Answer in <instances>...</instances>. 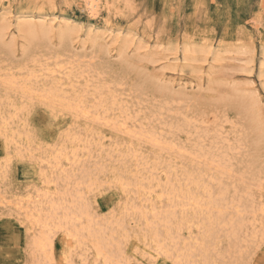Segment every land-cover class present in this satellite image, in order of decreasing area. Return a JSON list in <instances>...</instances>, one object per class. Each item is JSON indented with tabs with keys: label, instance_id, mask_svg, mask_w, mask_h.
I'll return each instance as SVG.
<instances>
[{
	"label": "rangeland",
	"instance_id": "rangeland-1",
	"mask_svg": "<svg viewBox=\"0 0 264 264\" xmlns=\"http://www.w3.org/2000/svg\"><path fill=\"white\" fill-rule=\"evenodd\" d=\"M84 1L85 0H0V14L1 15L4 14L5 16H7L6 18L8 19V21H10L9 23L12 26L10 28L12 30H10L8 37H6V43L7 44L11 43L10 40L12 38L16 39V46H15L16 58H14V59L10 58L9 54L6 53L7 51L0 49V69H3V70H0L1 71L0 77H4L2 79H5V77H7V76H9V77L14 76L15 77V78H13L14 80L17 79V77H18V79H21V78H23L22 76H24V78H25V76H27L28 72L31 71V70L27 71L26 69L30 68V69L34 70L36 74L39 75L37 77L42 78L40 80L39 79L37 80V77H36V79H34V83H36V81H37V83L34 86H35L36 90L38 88L39 89L37 90L38 94L35 91V93L37 95L34 93V96H32L33 101H30L27 98H22L19 91H13L15 89L19 90L18 86H16L15 89L10 90L11 92H9V89H6L7 90V92H6L5 88H3V86L0 87V96H1L0 99L3 98L5 100V101L3 99L0 100V103L3 104L2 109L4 108L3 111H2V109L0 111V118H1V116L5 117V115H7V113H10V115L14 118V119L12 118L11 125L13 123L14 124L12 125V127H9V129H10L9 132H7V134L3 133L6 136L0 135V138L2 139V140H0V195H1L0 203L2 204V206L0 204V264H29V262H30V264H35L32 262L33 261L31 258L32 252L29 251V248L27 245L28 237L32 233L30 232V234H29V232L25 226L26 224L24 221V214L20 213V211L16 210V208L13 207L16 203H18L17 201H23V200L27 199L28 196H30V194H31L30 197L32 198V201L34 202L38 199H41L42 193H45L48 191H49V193H52V192L55 193V192L67 189V192H69L72 189V191L74 193V190H73L74 189L73 188L74 183L76 184V181H78L79 177H81L82 175H84L88 171H90V172H88L89 177L87 180L90 181V183H91V181H93L92 182L93 184H90L89 186L86 185L87 188L90 187V191H88L89 188L86 189V186H84V185H83L84 187H82V185H81V188L80 189L78 188V190H80L79 196H78V201H80L79 198H81L83 196V194H84V197L81 199L82 204L86 200L90 201V202L89 201L85 202L86 203L85 206L88 209V212L90 213L91 219L94 220V228H96V227L98 228L99 226L105 228V227H107L108 224L110 225V227H109V225L107 227L108 230L106 232V236L109 237V239L111 238V236L113 234L115 236L113 235V237L110 240V244H111L112 248L110 247L108 249H109V251L111 250V253L116 257V259L120 260V264H127V263H129V264H173L172 259L170 257H168L164 252L157 251V249H159V247H158V244H156V243L162 242L163 238H164V240L166 239V236L164 233L165 227H166L165 221L163 220L164 218L163 219L161 218L158 220V221H160L161 224H164L163 226L160 227L161 224H159V222L156 226L157 228L153 227V226L152 227H149V226L151 224L153 225V223L155 221L152 218V216H154L155 212L160 213L161 210H162L161 212H163V209L167 210L166 208H168V207L170 208V206L172 205L167 200V198H168L167 195H168V192L170 191V188L174 187L175 190H177V191L181 190L180 191L181 193H185V191H187L188 186H189L188 190L197 197L198 206L197 205L193 206V204H191L190 206L194 207L192 210L195 211V212H192L191 211L192 207L188 206L189 208L186 207L183 209L182 208L179 209V207H178V209H179L178 210L175 205H172L171 208L174 207V209L177 212L175 218L171 219L172 226H173L172 232L178 233V230H177L178 227L175 228L174 226L179 225L180 229H181V233L182 232L183 233L182 234L180 233V236H179L180 242H179V240L176 241L177 244H175L176 242H170V240H167V244H165V242L163 241L162 243H164V249H169V248L174 249L175 245L177 247H179L178 249H192L193 252H192V254H190L188 260H192L191 262L193 264H217V263L218 264H239V263H243V264H264V232H263L264 231V227H263L264 226V223H263L264 222V213H263L264 212V205H262V204H264L263 203V201H264V77L261 76L260 73L258 72L259 68H260L259 66L261 65L262 62H264V0H108V2H109L108 7H110L111 12L109 14H107L106 11L102 10L103 12H102L101 16H99L98 19H95V20L87 18L86 13L83 11L84 5H85ZM22 14H29V15L32 14L33 16L42 15L44 17H47L48 20H53L54 21L53 24L56 26L59 22L67 19L66 21L70 22L72 25L76 26L77 28H80V30H81L80 31V38L78 40H76L74 42V44L72 45V47L74 48V50L72 48V52L74 54H76V52L81 51V52H78V54L82 53V54H79V56L81 57V61H82V62L80 61L79 63H81V64L83 63V66L88 64V66L94 68L95 71L93 69H90L89 73L84 74L85 75V76H83L84 80H81V79H83L82 74H81L82 71L80 72V69L77 66L71 67L68 64L69 60H68V57L66 55H65L66 56L65 57V56H62L60 54L61 58L63 59L62 60L63 62H61L60 57L56 58L57 59L56 60L55 57L53 56V52L57 51L56 48H58V40L53 38V42H52L53 45H51L52 48L44 46L43 48H41V50H39L37 52V55L41 56L42 60L43 59L46 60V61L43 60L45 63L48 62L47 64H49V62H50L51 65L50 64L49 65L52 66L51 69L49 68V66H46V69H48V70L45 71V69H44L45 67L40 69L41 68V67H39V66H41L40 63H39L40 65L38 64L37 66H35L33 63H28L26 65L27 67L25 69H23V72H24V70L27 72L21 73L22 70L20 71V69H18V68H23L24 64H25V63H23L24 59H23L22 48L26 45V42L22 38V36L21 37L19 36V34H17L14 37H11V36L16 34L15 27H14L16 17L18 18ZM55 21H57V22L55 23ZM105 22L109 23L111 30H112V33H109V32L105 33V32H107L104 29V23ZM90 28H92V29H90ZM88 29L93 31L96 34H98L97 33V30H98L99 34H103V36L106 37L104 39L105 41L102 40L103 39V37H102V39H100L99 42L102 41V42H100V45H101V47L103 46L102 49L106 50V51H102V53L107 52V53H105L107 55V57L105 54L102 55V53L96 55L95 52L97 50L95 49V47H93V43L87 37L88 36L87 32H89ZM104 33H105V35H104ZM84 35H87V36H84ZM124 40L125 41L129 40V43L127 44V47H125V48H124V43H125ZM80 42H82V43H80ZM80 44L81 45L83 44V45L81 46ZM45 47H46V50H48L49 52L45 50ZM187 47L190 48L189 50H191V48H192L193 51L196 50L199 53V54L197 53L198 56L194 55V54L192 55L196 58V60L194 61L195 63L192 61H190V63L188 61H185V62L181 61L184 57V51H185L184 49ZM91 50H93V51H91ZM43 51H45V52H43ZM205 51H206V53L208 52L206 55L204 54ZM83 52H84L85 57L83 56ZM91 52L94 53L95 55L94 54L90 55ZM46 53L49 56H52L53 58L46 56ZM2 54H3V56H2ZM39 54H43V55H39ZM78 54H77V56H78ZM86 54H88V55L86 56ZM200 54H202V55L200 56ZM218 55L220 57H218ZM45 56H46V58H45ZM92 57H94V60ZM65 58L67 59V61ZM214 58H216L215 61H214ZM17 59H19L18 62H16ZM217 59H218V61H216ZM14 60H16V61H14ZM2 62H4V63H2ZM86 62H87V64H86ZM93 62H94V64H93ZM191 62H192V65H196L195 68H194V66L190 65ZM5 63L7 66L5 65ZM11 63H13V64H11ZM3 65L6 67V69ZM68 65H69V67L66 68ZM58 66H59V68H58ZM7 67H9V68L11 67L12 69L11 68L9 69ZM37 68H39V69H37ZM49 69H50V71H49ZM41 70H43V71H41ZM65 70H67L69 73ZM195 70H197V71H195ZM16 71H18V72L20 71V72L16 73ZM47 71L51 72V74H53V77ZM72 71H73V73H72ZM198 71H201V72L198 74ZM207 72H209V74H207ZM12 73L13 74L15 73V75H13ZM203 73H206V74H203ZM40 74H42V75H40ZM68 74L69 75L71 74L72 78ZM90 74H93V75H90ZM67 75H68V77H67ZM86 75H88V76H86ZM100 75L103 77L101 78ZM44 76L47 77V79H45ZM63 76L67 77V78H64ZM9 77H7V78H9ZM73 77H76L77 81ZM48 78H50V79H48ZM55 78L56 79L58 78V79L56 80ZM60 79H61V81H60ZM90 79H92L93 81ZM180 79H182V80H180ZM66 80H67V83L70 80H72V82L70 81L68 83L69 88H68V85L67 86L65 85L66 82H64V81H66ZM78 80H80V81H78ZM2 81L4 82V80H2ZM2 81L0 80V83H2ZM42 81H44L43 84H42ZM55 81L57 84L54 83ZM62 82L64 85L58 84V83H62ZM87 82L92 83V84L91 83L88 84V85L91 84V87L84 88V89L85 90L92 89V90H90V91L88 90L89 92L88 91L84 92L83 91L84 89H82V88L86 87ZM71 83H72V85H71ZM73 83L75 86L73 85ZM52 84L55 87L57 86L58 89H59V87L64 88V89L60 88L59 90L61 92L62 91L68 92L70 95L67 93L65 94V92L64 93L62 92L63 95L64 94H65V96L68 95V98H71V96H72V98L73 97L80 98L81 96H83L82 92H84L85 96H83L81 98H82V100H87V101H85V106L88 109L90 107V108L94 109V111H96L95 107L99 104V103H97V100H98V102H100L99 99H101V98H103L101 100L105 101L106 104H104L103 107H100L101 109H99L98 111H96V112L92 111L91 114L88 113L90 115L93 114L94 116L93 115L90 116L88 114H87L88 116L87 115L84 116L81 112H78L75 110H73L75 112H71L72 109H70V108L68 109L67 104H63V105L61 104V106H59L60 104L57 102L54 103L56 105H53L52 102L51 103L49 102L50 104L48 102H43V100L40 99V97L42 96L41 90L43 89L44 86L52 85ZM76 84L80 85L82 88L80 86H77ZM0 85H2V84H0ZM94 85H96V86H94ZM101 85H103V87H104V90L103 89L101 90V96L103 95V97L98 95L97 91L95 90V89L101 88L102 87ZM72 86H74V87H72ZM117 86H118V88H117ZM92 87H95V88H92ZM70 88H73V89H70ZM68 89H69V91H68ZM106 89L108 91L113 89V90H111L113 92L112 93H111V91L108 92ZM70 90H71V92H73V94L70 93ZM2 91H3V93H2ZM95 91H96V93H95ZM74 92L76 93L77 96L75 95ZM18 93L20 95H18ZM85 93H87V95ZM78 94H80V96ZM92 94H94V96H91ZM110 94H113V95L115 94L116 99H118V100H116L117 103H116V101L112 100ZM15 95H16V97H15ZM96 95H98V96H96ZM106 95L108 98L105 97ZM35 97H37V98L35 99ZM7 98H9V99H7ZM83 98H85V99H83ZM105 98L106 99L110 98V99L106 100ZM130 98H131V100H130ZM91 99L93 100V102H91L92 101ZM250 99H254L255 104L256 105L259 104V106H256L255 104L253 105L254 101H252ZM12 100H13V103H12ZM95 100H96V102H95ZM138 100L140 102H137ZM1 101H3V103ZM35 101H37V102H35ZM107 101H109V102L107 103ZM257 101L259 103H257ZM14 102H15V104H14ZM157 102H158V104H157ZM174 102L175 103L177 102V104L175 105ZM11 103H12V105H11ZM45 103L49 104V105H46ZM121 103H122V105L120 106ZM250 103H252L251 106H250ZM26 104H27V106H30V108L27 107ZM112 104L116 108H113ZM17 105H19V106H17ZM23 105L26 108H24V110L20 111V109L23 107ZM44 105H46V108L44 107ZM252 105H253V107H252ZM53 106H54V108H53ZM58 106H59V108H58ZM62 106H67L64 108L68 109L69 111L64 109ZM108 106H109V108H107ZM110 106H112V107H110ZM119 107H123V108H119ZM257 107H259V108L261 107L262 109L258 108V112H257V109H255ZM18 108H20V109L18 110ZM174 108H176V109H174ZM6 109H8V110H6ZM13 110H15V111H13ZM52 110H54L55 112L54 111H53L54 113L51 112ZM91 110L89 109V111H91ZM123 110L125 111V114H124ZM128 110H130V111H128ZM241 110L243 113L241 112ZM259 110H262V111L259 113ZM16 111H18V113H21V114L20 115L16 114ZM29 111H31V113ZM100 111H102L101 114H103L101 116H104V114H105V117H107L108 119L105 117H102V119L104 118L102 121V119H100L101 116L98 114V112H100ZM103 111H105V113ZM107 111H108L109 115L107 114ZM112 111H114L115 113L113 114ZM254 112H255V114H254ZM57 113H59V114H57ZM75 113H76V116H75ZM78 113H80L78 116L81 115L80 117L84 118V119L80 118L78 120V116H77ZM135 113H137V116ZM139 113H142V114L139 115ZM256 113H258V114H256ZM13 114H14V116H13ZM69 114H72L71 116H73V117H70ZM157 114H159V115H157ZM178 114H179V116H177ZM181 114H182L183 118L181 117ZM198 114H199V116H198ZM15 115H18L19 117L20 116L21 117L18 118V117H15ZM121 115H123V116L126 115L128 117H126V116L123 117ZM156 115H157V117H156ZM215 115H216V117H215ZM23 116H24V118H23ZM74 116H75V118H74ZM116 116L120 118V121L118 118H116ZM110 117L112 119H110ZM130 117H132L131 121H130ZM151 117L153 119L150 120ZM159 117H161V118H159ZM184 117H185V119H184ZM73 118H74V120H73ZM126 118H128L127 119L128 121H126ZM135 118L137 119V121ZM216 118H218V119H216ZM261 119H262V122H261V126H260L258 124V122ZM14 120L16 121V124H15ZM100 120H101V122H100ZM186 120H188V121H186ZM194 120H196V123ZM200 120L201 121L203 120L204 123L201 122ZM248 120H249V122H247ZM88 121H91V122H88ZM95 121L96 122L98 121V122L96 123ZM124 121H126L125 122L126 125L121 124ZM132 121H133V123H132ZM226 121H227V123H225ZM110 122L114 123V124L116 123L115 127H117L119 131L116 130L117 128H115L113 126L114 124L112 125ZM119 122H120V124H119ZM185 122H187L188 124ZM192 122H194V123H192ZM246 122H247V124H246ZM107 123H109V125ZM202 123L204 125H202ZM214 123H215V126H214ZM117 124L122 125V126L120 127ZM137 124H139V125H137ZM191 124H192V126H191ZM210 124H211V126H210ZM22 125H24V127ZM166 125L170 128L167 129ZM86 126L90 130L86 129ZM88 126H90V127H88ZM142 126H144V127H142ZM218 126L220 128L222 127L223 131H221L222 128L220 129ZM235 126H237V127H235ZM18 127H19V129H18ZM21 127H23V128H21ZM137 127L139 129H141L140 131H142V130H145V131L139 132ZM207 127H208V129H207ZM216 127L218 129H216ZM0 128H3V126L0 125ZM121 128H123V129H121ZM124 128H126V129H124ZM133 128H134V131H133ZM197 128H199V129H197ZM193 129H194V132L192 131ZM195 129H197L199 131L196 132ZM238 129H239V131H238ZM25 130H26V132H25ZM125 130H126V132H125ZM12 131H13V133H12ZM22 131H23V133H22ZM73 131H76V132H73ZM132 131H133V133L135 131H137L135 133L140 135L141 137H143V140L140 136H139V138L137 136H135L136 135L135 133H134L135 135H133ZM163 131L164 132L166 131V132L164 133ZM205 131L207 133H205ZM215 131L219 132L218 135ZM78 132L80 134H78ZM130 132H131V134H128ZM167 132H168V134L170 133L171 135L170 134L168 135ZM184 132H186V133H184ZM72 133H73V136H70V135H72ZM84 133L85 134L87 133V134L85 135ZM96 133H97L98 137H97ZM119 133H121V134H119ZM141 133L143 134V136ZM148 133L156 134L157 138H159L162 142L166 141L169 144H170V142L174 143V144H172L174 147L172 146L171 150L166 149V151H162V153H160L161 154L160 155L158 149L156 147L154 148V146H152L150 143H148L147 138H146L148 136L147 135ZM18 134L20 135L21 138L18 137ZM64 134H65V136H64ZM93 134H94V136H93ZM194 134L195 135L197 134L198 136H193ZM220 134H222L223 136ZM81 135H83V136H81ZM87 135L89 136V139H90V136H93V137H91L92 140L93 139L96 140V137L98 140H96L95 142H93L94 140L89 141ZM187 135H189V137ZM10 136H13L14 140L16 139L17 142L15 141V143H14V141L10 140ZM25 136H27L29 139L27 140V137H25ZM68 136H70V137H68ZM103 136H104V138H106V140H103L104 139ZM131 136H132V138L130 139ZM219 136H221V137H219ZM234 136H236V137H234ZM63 137H65V139ZM135 137L137 139H135ZM161 137H162V139H161ZM201 137H202V139H201ZM227 137H229V139ZM247 137H249V138H247ZM6 138L8 139V141L6 140ZM22 138L23 139L26 138V139L22 140ZM67 138H68V140L71 138L70 141H68ZM78 138L79 139L81 138V140L77 141ZM145 138H146L147 142L144 141ZM11 139H12V137H11ZM132 139H135V140H132ZM214 139H215V142L213 141ZM238 139H239V141H238ZM60 140H61V142L62 141L63 142L61 143ZM71 140H72V142H71ZM136 140H139L140 142L136 141ZM200 140H203V142ZM221 140H222V142H221ZM224 140H226V141L224 142ZM4 141H6L7 143ZM100 141L101 142L103 141L104 143L102 142V143H100L101 145H98V143ZM250 141H251V143H250ZM11 142H13V143L11 144ZM20 142L21 143L23 142L26 145V147L23 143L21 144ZM79 142L81 143L80 144L81 147H78L76 145ZM84 142L85 143L87 142V144H85ZM129 142L131 143L132 147H130L131 145H129L130 144ZM132 142H133V144H132ZM193 142L196 144L194 145ZM209 142H210V144H209ZM71 143L73 146L74 145L75 146L73 147L71 145ZM167 143H166V145H167ZM202 143H205V144L200 145ZM225 143H228L230 145H227ZM27 144L29 145V147L31 149L29 147H27L28 146ZM40 144L42 145V147ZM61 144H63V145L61 146ZM92 144H97V145H92ZM11 145H12V147H11ZM65 145H66V147L69 145L68 148L65 149L64 148ZM126 145H128L129 147ZM175 145H176V147H175ZM5 146L6 147L8 146V147L5 148ZM19 146H21V148ZM39 146L41 149L38 148ZM98 146H100V147H98ZM101 146H102V148H101ZM207 146L209 147L208 148L209 151L206 149ZM9 147H10V149H9ZM43 147H44V149H42ZM82 147L85 148L84 151L85 150L88 151V149L91 148L88 151V152L91 151L90 154L87 151H85V153L87 155L85 153L82 154V152H83L81 150ZM87 147H88V149H86ZM93 147L95 150L93 149ZM168 147L170 148V146H168ZM3 148H5V149H3ZM15 148L18 150H16ZM53 148H54V150H52ZM69 148H70V150H69ZM71 148H73V149H71ZM79 148H80V150H79ZM133 148L135 151L133 150ZM175 148H179V151L182 152L183 154L177 153L178 150H176ZM238 148L242 152L237 151V150H239ZM19 149L21 150V152L17 153L19 151ZM28 149L31 152L30 154H28L29 153ZM45 149H46V151H45ZM57 149L62 154L59 155V151ZM74 149H75V151L78 150V151H76L77 153L75 152L76 154L74 153ZM172 149L173 150L175 149L174 151H177V152H173ZM200 149L203 153L202 152L200 153ZM214 149H216V150H214ZM92 150H94L95 152ZM101 150H102V152H101ZM169 150H170V152H168ZM233 150L236 152H234ZM6 151H9V152L6 153ZM36 151H38L39 153L38 152L34 153ZM51 151L55 154V156H54V154H52ZM97 151L99 153L96 155ZM136 151L140 154L138 155V153ZM63 152L66 155H63ZM71 152H73L75 154V156L76 155L77 156L74 157V154ZM100 152H101V155H99ZM106 152H107V155H109V156H106ZM114 152L115 153L118 152L120 154H118V153L115 154ZM130 152L132 154H130ZM229 152L230 153L233 152V153H231L233 155V157ZM45 153H48V154H45ZM68 153L70 154V156ZM188 153L193 155V158L195 160H193L192 158H189V157H191V155ZM26 154H28V155H26ZM133 154H137V155H133ZM176 154H178L177 156H179L180 158L177 157ZM185 154L187 156H185ZM224 154H225V156L223 157ZM6 155L8 156V158ZM50 155L53 157V159L50 158L51 157ZM56 155H57V157H56ZM61 155H63V156H61ZM72 155L74 158H71ZM125 155H127L126 158H125ZM142 155H143V158H142ZM28 156H29V158H28ZM42 156H44V158ZM67 156H69V157H67ZM86 156H88V157H86ZM97 156H98L99 160H98ZM134 156L138 159H136ZM204 156H206V157L203 158ZM21 157H22V159H21ZM46 157H47V159L49 158V160L50 159H52V160L48 161L46 159ZM54 157H56V160H54L55 159ZM77 157H78V160H77ZM109 157H110V159H109ZM129 157H131V158H129ZM200 157H202V159H199ZM57 158L59 160L62 159L64 161V163L62 162V160L59 161ZM68 158H69V161H68ZM79 158H81V160H80L81 162L79 161ZM83 158H86V159L88 158L87 162L85 159L86 163H84ZM132 158L133 159L135 158L137 161L133 160ZM140 158H142V160H140ZM222 158H224V159L226 158V159L224 160ZM33 159L35 160V162ZM94 159L95 160L97 159L98 161L95 162ZM151 159H152V161H151ZM210 159L211 160L215 159L212 161V163L216 166H214L212 163H211V167L209 166L210 165L209 161L211 162ZM41 160H42V162H41ZM71 160L75 161L76 164L77 163H80V164H77L75 167V165H73L74 164L73 161H72L73 164L72 165L70 164ZM131 160H133V161H131ZM45 161L48 164V166H47V164H44ZM65 161H68L69 165ZM156 161H158L159 163H156ZM199 161H200V163H199ZM203 161L205 162V164L206 163L207 164L205 165ZM10 162H12V163L10 164ZM54 162L55 163L57 162V163L54 164ZM153 162H155L156 164L155 163L153 164ZM189 162H190V164H189ZM224 162L227 163V166ZM50 163L52 164V166L56 165L52 169L55 171L53 173H52V171H50L52 168V166L50 167ZM60 163H61V165H60ZM101 163H102V165H101ZM104 163L106 165H104ZM116 163H117V165H116ZM197 163H198V165L199 164L200 165L198 166ZM216 163H218V164H216ZM98 164L100 166L99 168L97 167ZM145 164L150 165V166L149 165L147 166V167H149V169L146 167ZM2 165L3 166L7 165V166H6V168H4ZM57 165L60 166L58 171H57ZM140 165H141L142 169H140L141 168ZM158 165H160V166H158ZM230 165H232V166H230ZM73 166H74V168H73ZM104 166H105V168H103ZM180 166H181V168H180ZM203 166L206 169L203 168ZM221 166L224 168L221 169L222 168ZM67 167L70 168L71 170L67 169ZM81 167H83V168H81ZM154 167L157 169H154L153 174H152L151 172H152V169ZM215 167H218V168H215ZM3 168H4V170L6 169L7 171L5 170L3 172ZM55 168H56V170H55ZM86 168H87V170H86ZM102 168L104 171L102 170ZM108 168H110V169L108 170ZM133 168H135V169H133ZM184 168L187 170L185 171ZM209 168H210V170H208ZM229 168H231L233 170V173H232V170L230 172L228 171ZM136 169H138L137 172H136ZM150 169H151V172H150ZM44 170H46V171H44ZM75 170H77V172ZM59 171H61V172L65 171L68 173H65V174L62 173L61 174V172H60V174H58ZM110 171H112V172L110 173ZM127 171H130V172H127ZM140 171H142V172H140ZM157 171H159V172L161 171V172L158 173ZM174 171H176V172H174ZM222 171H223V173L225 172L224 173L225 177L223 176ZM45 172H46V174H45ZM47 172H49V173H47ZM72 172H74V173H72ZM132 173H134L133 174L134 176H131ZM138 173L140 176L138 175ZM147 173L150 175L152 174V176H150V175L147 176ZM208 173H210V174H208ZM217 173L219 174V176ZM251 173H253V174H251ZM52 174H54V175H52ZM73 174H75V175L73 176ZM170 174H172V179L170 177L171 176ZM189 174L192 177V179L197 181L195 183V185L191 184V186H190L188 184V181L186 180L185 176H187ZM220 174H221V178H220ZM226 174L227 175L229 174L231 179H229V177ZM234 174H236V175L234 176ZM66 175H68L71 178L70 179L71 181L69 180V182H71V184H69L71 187H69V185H68V182H67L68 176L66 177ZM176 175H177L178 179H176ZM40 176L44 179V181H45V179H47L45 181L46 183L43 181V183H45V186L43 183H40L43 180V179H41ZM50 176H54V177H52V179H51ZM56 176H57V178H55ZM59 176H60V178H59ZM104 176H106V177H104ZM143 176L145 177L144 179H142ZM209 176L211 177L210 180H209ZM47 177H49V178H47ZM64 177H66V182H67L68 186H66V182H64L65 181ZM111 177H113L114 179H112ZM132 177H133V179H132ZM167 177H168V179H167ZM200 177H202V179L199 180ZM204 177H206V178H204ZM89 178H91V179L89 180ZM107 178H108L109 182H105V180L107 181ZM240 178L244 179L245 181L240 180ZM58 179L61 181H59ZM119 179H121V180H119ZM146 179L148 180L149 186H148V183H143V182H147V181H144ZM234 179H236L237 181L236 180L234 181ZM50 180L54 181V183L55 182H57V183L56 184L53 183L54 184V186H53L52 183H49ZM212 180L214 183L212 182ZM216 180L218 181L217 183H216ZM220 180H221V182L219 183ZM122 181L125 184V185H123L124 187L121 185ZM128 181H129V183L127 185H129V187H126L127 186L126 183ZM155 181H159L160 183L155 182ZM240 181H242V182L240 183ZM154 182H155V185L157 183H159V185L157 184L156 185L157 187H156L154 185ZM173 182L174 183L176 182V183L174 184ZM252 182H253V184H252ZM258 182L259 183L261 182L260 183L261 187L258 189V192H257V188L259 187V184L257 185L256 183H258ZM102 183H103V186L101 185ZM104 183H106V184H104ZM117 183H120V184L117 185ZM151 183H152V187L150 186ZM205 183H207V184H205ZM218 183L221 184V186L218 185ZM46 184H48V185H46ZM98 184H99V186L101 185V187H99ZM109 184H110V186H109ZM173 184H174V186H173ZM178 184H179V186H178ZM135 185H137V187L139 186L140 188L139 187L135 188ZM92 186L93 187L95 186L96 189L95 188L91 189ZM97 186H98V188H97ZM141 186H142V189H141ZM143 186H144V188H147L146 190L148 192L145 189H143ZM153 186H155L156 189ZM67 187H69V188H67ZM203 187H205V188H203ZM121 188H123V189H121ZM134 188L140 189L142 191L144 190V191L142 192V191L138 190V192H139L138 193ZM161 188H163L164 190ZM208 188H210V189L204 190V189H208ZM34 189L36 191H34ZM149 189H152V190L155 189L154 192L156 193V195H154L155 193L153 191H150ZM260 189H261L262 193L260 192ZM78 190H77V192H78ZM85 190H86V192H85ZM91 190H92V192H91ZM95 190L96 191L99 190V191L94 193ZM128 190H129V192H128ZM200 190L205 191V194L203 192H201ZM39 191H43V192H41L39 194ZM72 191H70L69 193H71ZM87 191L89 192V194ZM130 191L133 192L132 193L133 195H131ZM145 191H146V194H143V193H145ZM149 191L151 194L149 193ZM141 192H142L143 196H145V198H143ZM207 192H209V193H207ZM233 192H235V193H233ZM256 192L259 194H257ZM80 193H82V194L80 195ZM124 193H126V194H124ZM158 193H159V195L157 197ZM137 194H138V196H137ZM140 194H141L142 198L140 197ZM147 194L150 195V197H148ZM163 194H164V196H163ZM208 194H210V196ZM219 194L220 195L224 194L225 197L221 196L222 197L221 198ZM239 194H242V195H239ZM244 194L247 196H245ZM260 194H262V195H260ZM215 195H217V198H215L216 197ZM218 195H219V197H218ZM255 195H258V196H255ZM34 196H36V198ZM160 196L161 197L163 196V198L164 197H166V198H164V200H163V198H161ZM259 196H261V197H259ZM93 197H95V198H93ZM146 197H147V199L149 198L148 201L150 203L146 200ZM199 197H200V201H198ZM207 197L210 198V201ZM4 198H5V200H4ZM20 198L21 199L23 198V199L21 200ZM202 198L204 199L203 200L204 202L201 201ZM230 198L232 200L231 203H230ZM261 198H263V199L261 200ZM135 199L137 200V202ZM7 200H8V202H7ZM132 200H134V202H133L134 204L132 203ZM238 200H239L240 207H241V205L244 204V202L247 201L249 207L247 209L248 211L246 212V214H249L251 216L250 219H252L253 215H254L255 219L253 218V220H250L249 215H246L245 220L248 222V225L245 222L246 226H244V228L241 229L242 231L240 230L238 232V235L235 236V232L238 229L237 226L239 223V219L236 218V216H235V215H237L236 210L240 209L239 205L237 204ZM92 201H94V202H92ZM223 201L226 202L227 205L224 204ZM233 201L236 203H234ZM259 201H260V203H259ZM146 202H148L147 206H146ZM129 203H132V205L129 206L130 205ZM141 203H143V204L141 205ZM251 203L253 204V207L251 206ZM7 204L9 206H7ZM10 204H11V206H10ZM135 204H137V205H135ZM150 204H152L151 207H153V209L155 208L156 210L152 209V211H151ZM210 204H212V205H210ZM230 204H231L232 208L228 206ZM125 205H127L128 208L129 207L135 208V206H136V209H133L136 211V213H135V211L132 210V208L131 209L126 208L127 206L125 207ZM164 205L166 207H164ZM207 205H209V206H207ZM199 206H200V210L198 209ZM206 206H207V209H206ZM215 206H216V208H214ZM142 207L145 210V214L148 215V216H146L147 219H145V216H144L145 214L143 213L144 210L142 209ZM211 207H212V210L213 209L215 210V212H214V210L211 211V209H210ZM250 207H252V208H250ZM124 208H126V209H124ZM140 209H141V211H143L142 213H140L141 212ZM184 209H186L185 210V211H187L186 213H185ZM216 209H219L218 211L220 212V214H218V212H216ZM224 209H225V211H227V213H225ZM250 209H252L253 211ZM123 210L124 211L126 210V211L123 212ZM207 210H209V211H207ZM240 210H242V208ZM131 211H132V214L130 213ZM257 211H259V212H257ZM147 212H148V214H147ZM200 212H201V214H200ZM133 213L135 215H133ZM191 213H194V215H196L195 218H194V215ZM259 213H261V214H259ZM91 214L94 215V218ZM111 214H113V215L111 216ZM127 214H130V215L128 216ZM178 214H180V216H182L181 219H179L180 216ZM207 214H210V215L212 214L211 215L212 219L210 218V215H207ZM19 215L23 216V217H20ZM114 215H115V218H114ZM120 215H121V218H119ZM122 215H125V216H122ZM149 215H150V218H149ZM99 216H100V219H99ZM106 216H107V218H106ZM108 216H110V218H108ZM116 216H117V219H116ZM133 216H134V218H133ZM140 216H141V218L143 216V218L141 219ZM198 216H199V218H198ZM200 216H201V218H200ZM206 216H207V218H206ZM221 216H222V218H221ZM230 216L232 219H229ZM260 216H261V218H260ZM136 218H137V220H136ZM112 219H114V220H112ZM127 219H128V221H127ZM214 219H215V221H214ZM95 220H100V222L99 221L95 222ZM109 220H111L112 222L110 221L111 223H109ZM115 220H117V221H115ZM138 220H140L139 223H138ZM207 220H209V222ZM210 220H211V222H210ZM230 220H234V221L231 222ZM146 221H148L151 224L149 225V223H146ZM161 221H163V222H161ZM201 222H204L203 228H202ZM251 222L253 224L250 227ZM181 223H183V224H181ZM216 223H218V224H216ZM96 224H98V225H96ZM114 224L117 227L115 226V228H113ZM144 224L149 225L148 226V229H149L148 232H147V228H145V226L147 227V225H144ZM229 224H230V228L227 229V227H229ZM188 225H192V227L188 226ZM198 225H199V227H201V229L198 227ZM221 225H222V227L224 226L226 229L223 227L224 228V230H223L221 228ZM196 227L199 229H195ZM211 227H213L214 229H212ZM253 227H254V229H253ZM154 228H155V231H154ZM186 228L190 231H187ZM162 229H164V231H161ZM193 229H195L196 231ZM117 230H119V231H117ZM156 230H157V233H155ZM158 230H160V232ZM258 230H260V231H258ZM26 231L28 232V234ZM197 231H199V232L197 233ZM254 231L258 232V233L255 234ZM108 233H109V235H107ZM124 233H127V234L125 235ZM154 233H155V235H154ZM199 233H201V234H199ZM226 233L229 235H227ZM262 233H263V235H262ZM58 234H60V235L58 236ZM156 234H158V235H157V238H154L155 239L154 240L153 236L155 237ZM206 234H207V236H206ZM163 235H164V237H162ZM192 235L194 236V238ZM233 236H235V237H233ZM251 236L253 239L251 238ZM135 237H137V238H135ZM186 237H189V238H186ZM190 238H191V242H190ZM220 238H222V239H220ZM245 238H248L247 239L248 241ZM151 239H153V241ZM201 239H202V243H201ZM227 239H228V241H227ZM193 240L194 241L196 240L195 243L198 242V245L200 247L201 246L202 247L199 248V246L197 244H196L197 247H196L195 243L192 244V242H194ZM258 240H260V241H258ZM155 241H157V242H155ZM215 241H217V242H215ZM54 242H55V250H54V253H55V255H54L55 261L54 262H55V264H104V259L103 258H97V256H95L96 253L93 250V248L90 246V244H87L86 246H80V247L77 246V247H75V249L73 248V250H72V247H70V245L67 246L63 243L61 232L55 233ZM225 242H226V244H225ZM244 242H246V243H244ZM153 243H155L157 247ZM123 244H125V245H123ZM256 245H258V246H256ZM149 246H150V248H149ZM181 246H183L184 248ZM152 247H153V249H152ZM177 247H175V248H177ZM117 248L118 249L120 248V249L118 250ZM197 248H199V249H197ZM202 249H204V251H202ZM252 249L254 250V252L251 251ZM242 250L244 251V253ZM73 251H75V252H73ZM238 251H240V252H238ZM249 251H251V252H249ZM69 252H70V254H69ZM76 252H78V253L76 254ZM205 252H207V253H205ZM187 254H189V253H186V255ZM239 254H241V255L239 256ZM177 255H178V253L174 252V256H177ZM216 255H218V256L215 257ZM233 255H235V256H233ZM167 257H168V259H167ZM230 257H231V259H230ZM150 258H152V259H150ZM201 258H202V261H201ZM194 259H196V260L194 261ZM69 261H71L72 263H68ZM185 262H187V260H185ZM181 264H183V263H181Z\"/></svg>",
	"mask_w": 264,
	"mask_h": 264
},
{
	"label": "bare ground",
	"instance_id": "bare-ground-1",
	"mask_svg": "<svg viewBox=\"0 0 264 264\" xmlns=\"http://www.w3.org/2000/svg\"><path fill=\"white\" fill-rule=\"evenodd\" d=\"M84 3H85V5H84V9H83V11L86 13V16H87V18H90V19H93V20H95V19H98V17L99 16H101V14H102V12L103 11H106V13L107 14H109L110 12H111V10H110V7H108V5H109V2H108V0H85L84 1ZM103 10V11H102ZM1 15V14H0ZM7 16H5L4 14L3 15H1L0 16V49L1 50H4V51H7L6 53L7 54H9V57L10 58H16V56H15V52H16V50H15V46H16V39L15 38H12L10 41H11V43H9V44H7L6 43V37H8V35H9V32H10V30H12V29H10L12 26L10 25V21H8V19L6 18ZM58 18V17H57ZM55 20V19H54ZM62 20V19H61ZM60 20V21H61ZM64 20V19H63ZM67 20V19H66ZM66 20H64V21H61V22H59L58 24H57V26L56 25H54L53 24V20H48L47 19V17H44V16H42V15H38V16H33L32 14L31 15H29V14H22V15H20L18 18L16 17V21H15V25H14V27H15V31H16V34H14V35H12L11 37H14V36H16L17 34H19V36L21 37L22 36V38L25 40V42H26V45L22 48V53H23V63H25L24 64V67L23 68H18V69H20V71L22 70V72L21 73H24V72H27V71H29V70H31V71H29L28 72V74H27V76H25V78H24V76H22L23 78H21V79H18V77H17V79H13V78H15L14 76H7V77H9V78H7V77H5V79H2V78H4V77H0V80L2 81V80H4V82L2 81V83H0V84H2V85H0V87L1 86H3V88H5V90L6 89H9V92H11L10 90H12V89H15L16 88V86H18V88H19V90H13V91H19L20 92V94H21V97L22 98H27V99H29L30 101H33L32 100V96H34V93H35V91L37 92V90L39 89H37L36 90V88H35V84L37 83V81H36V83H34V79H36V77L37 76H39L38 74H36L35 73V71L34 70H32V69H30V68H27L26 70L27 71H25L24 70V72H23V69H25L27 66V64L28 63H33L35 66H37L39 63L41 64V66H39V67H41L40 69H42V68H44L45 69V71L46 70H48V69H46V66H49V68L51 69V67L52 66H50L51 64H50V62H49V64H47V63H45L44 61H46V60H42L41 58V56H38L37 55V52L39 51V50H41V48H43L44 46H47V47H51V45H53L52 44V42H53V38H55V39H57L58 40V48H56L57 49V51H54L53 52V56L55 57V59L56 58H61V56H60V54L62 55V56H67L68 57V60H69V65L72 67V66H77L79 69H80V72H81V74H82V77L83 76H85L84 74H87V73H89L90 71V69H93L94 71H95V69L94 68H92V67H89L88 66V64H87V62H86V64L87 65H85V66H83V63L81 64V63H79L80 61H81V57L79 56V54H82V53H79L78 54V52H81V51H78V52H76V54H74L73 52H72V45L74 44V42L76 41V40H78L79 38H80V28H77L76 26H74V25H72L70 22H68V21H66ZM57 21H55V23H56ZM90 29H92V28H90ZM104 29L107 31V32H105V33H112V30H111V27H110V25H109V23L108 22H105L104 23ZM89 30V29H88ZM14 31V32H15ZM96 31V30H95ZM13 32V31H12ZM120 32V31H119ZM82 33V32H81ZM97 33L98 34H96V33H94L93 31H91V30H89V32H87V35H84V36H87L88 37V39L89 40H91V42L93 43V47H95V49L97 50L95 53H96V55L97 54H100V53H102V51H106L105 49H102V47H101V45H100V42H102V41H100L99 42V40L100 39H102V37H103V41H105L104 39L106 38V37H104L103 36V34H99V32H98V30H97ZM105 33H104V35H105ZM11 35V34H10ZM86 37V38H87ZM85 38V39H86ZM108 38V37H107ZM82 39V38H81ZM80 39V40H81ZM116 39V38H115ZM114 39V40H115ZM83 41V40H82ZM85 42V41H84ZM83 42V43H84ZM115 42V41H114ZM113 42V43H114ZM117 42V41H116ZM124 48L125 47H127V44L129 43V40H124ZM80 43H82V42H80ZM86 43V42H85ZM81 45V44H80ZM83 45V44H82ZM81 45V46H82ZM110 46V45H109ZM78 47V46H77ZM52 48V47H51ZM94 49V50H95ZM190 48L189 47H187V48H185L184 50V57H183V59L181 60L182 62L184 61H188L189 63H190V61H192V62H194L195 60H196V58L194 57V56H192L193 54L194 55H197V51L196 50H192V48H191V50H189ZM45 50H46V47H45ZM73 50H74V48H73ZM209 50V49H208ZM207 50V51H208ZM46 51H48V50H46ZM91 51H93V50H91ZM203 51V50H202ZM201 51V52H202ZM210 51V50H209ZM208 51V52H209ZM41 52V51H40ZM43 52H45V51H43ZM49 52V51H48ZM200 52V53H201ZM207 52V53H208ZM55 53V54H54ZM105 53H107V52H104V53H102V55H104ZM206 53V51H205V55L207 54ZM77 54H78V56H77ZM89 54V53H88ZM88 54H86V56L88 55ZM91 54H94V53H90V55ZM199 54V53H198ZM39 55H43V54H39ZM52 55V54H51ZM95 55V54H94ZM106 55V54H105ZM202 54H200V56H201ZM2 56H3V54H2ZM46 56H49L47 53H46ZM46 56H45V58H46ZM65 56V57H66ZM83 56H84V52H83ZM198 56V55H197ZM49 57H52V56H49ZM85 57V56H84ZM106 57H107V55H106ZM105 57V58H106ZM215 57V56H214ZM218 57H220L219 55H218ZM2 58V57H1ZM53 58V57H52ZM93 58V60H94V57H92ZM104 58V59H105ZM201 58V57H200ZM54 59V60H55ZM66 59V58H65ZM84 59V58H83ZM86 59V58H85ZM177 59V58H176ZM215 59L216 58H214V61H215ZM220 59V58H219ZM12 60V59H11ZM50 60V59H49ZM57 60V59H56ZM63 59L61 58V62H63L62 61ZM96 60V59H95ZM14 61H16V60H14ZM19 61V59H17V61L16 62H18ZM21 61V60H20ZM43 61V62H42ZM48 61V60H47ZM52 61V60H51ZM66 61H67V59H66ZM202 61V60H201ZM216 61H218V59L216 60ZM82 62V61H81ZM109 62V61H108ZM192 62H191V64L190 65H192ZM2 63H4V62H2ZM52 63V62H51ZM65 63V62H64ZM67 63V62H66ZM195 63V62H194ZM199 63V62H198ZM11 64H13V63H11ZM39 64V65H40ZM63 64V63H62ZM93 64H94V62H93ZM100 64V63H99ZM188 64V63H187ZM5 65H6V63H5ZM22 65V64H21ZM56 65V64H55ZM61 65V64H60ZM59 65V66H60ZM69 65L66 67V68H68L69 67ZM4 66V65H3ZM7 66V65H6ZM18 66V65H17ZM32 66V65H31ZM57 66V65H56ZM59 66H58V68H59ZM64 66V65H63ZM91 66V65H90ZM192 66H194V68H195V66L196 65H192ZM5 67V66H4ZM260 68H259V73H260V75L261 76H263L264 77V62H262L261 63V65L259 66ZM7 68H9V67H7ZM11 68V67H10ZM9 68V69H10ZM33 68V67H32ZM36 68V67H35ZM48 68V67H47ZM54 68V67H53ZM52 68V69H53ZM57 68V69H58ZM65 68V67H64ZM84 68V69H83ZM5 69H6V67H5ZM8 69V70H9ZM12 69V68H11ZM37 69H39V68H37ZM50 69H49V71H50ZM197 69V68H196ZM210 69V68H209ZM0 70H3V69H0ZM16 70V69H15ZM56 70V69H55ZM73 70V69H72ZM77 70V69H76ZM212 70V69H211ZM210 70V71H211ZM7 71V70H6ZM11 71V70H10ZM13 71V70H12ZM19 71V72H20ZM41 71H43V70H41ZM49 71H47V72H49ZM53 71V70H52ZM65 71H67V70H65ZM70 71V70H69ZM75 71V70H74ZM195 71H197V70H195ZM208 71V70H207ZM1 72V71H0ZM18 71H16V73H17ZM18 72V73H19ZM46 72V73H47ZM56 72V71H55ZM68 72V71H67ZM79 72V71H78ZM201 71H198V74L200 73ZM4 73V72H3ZM8 73V72H7ZM38 73V72H37ZM42 73V72H41ZM45 73V74H46ZM50 74H51V72H49ZM53 73V72H52ZM60 73V72H59ZM69 73V72H68ZM71 73V72H70ZM72 73H73V71H72ZM71 73V74H72ZM13 74V73H12ZM36 74V75H35ZM58 74V73H57ZM66 74V73H65ZM71 74L69 75L71 78H72V76H71ZM95 74V73H94ZM196 74V73H195ZM203 74H206V73H203ZM207 74H209V72H207ZM4 75V74H3ZM7 75V74H6ZM5 75V76H6ZM11 75V74H10ZM13 75H15V73L13 74ZM40 75H42V74H40ZM52 75V77H53V74H51ZM62 75V74H61ZM68 75H67V77H68ZM90 75H93V74H90ZM17 76V75H16ZM19 76V75H18ZM55 76V75H54ZM66 76V75H65ZM86 76H88V75H86ZM101 76V75H100ZM61 77V76H60ZM64 77V76H63ZM67 77H64V78H67ZM78 77V76H77ZM81 77V76H80ZM103 76H101V78H102ZM7 78V79H6ZM12 78V79H11ZM44 78L45 79H47V77H45L44 76ZM51 78V77H50ZM50 78H48V79H50ZM59 78V77H58ZM57 78V79H58ZM75 80H76V77H73ZM40 80V79H42V78H40V77H37V80ZM54 79V78H53ZM56 79V78H55ZM56 79V80H57ZM44 80V79H43ZM68 80V79H67ZM67 80L66 81H64V82H66L67 83ZM73 80V79H72ZM72 80H70L71 82H72ZM81 80H84V77H83V79H81ZM90 80H92V79H90ZM96 80V79H95ZM103 80V79H102ZM180 80H182V79H180ZM45 81V80H44ZM44 81H42V84H43V82ZM60 81H61V79H60ZM63 81V80H62ZM69 81V82H70ZM77 81V80H76ZM78 81H80V80H78ZM93 81V80H92ZM68 82V83H69ZM41 83V82H40ZM46 83V82H45ZM54 83H56V81L54 82ZM65 83V85L67 86L68 85V83L66 84ZM80 83V82H79ZM89 83H91V82H87L86 83V87H81L80 85H78V84H76L77 86H80L82 89H84V88H89V87H91V84L90 85H88ZM104 83V82H103ZM41 84V85H42ZM47 84V83H46ZM57 84V83H56ZM58 84H63V82L62 83H58ZM96 84V83H95ZM64 85V84H63ZM71 85H72V83H71ZM70 85V86H71ZM73 85H74V83H73ZM85 85V84H84ZM97 85V84H96ZM96 85H94V86H96ZM113 85V84H112ZM38 86V85H37ZM59 86V85H58ZM75 86V85H74ZM74 86H72V87H74ZM93 86V85H92ZM99 86V85H98ZM97 86V87H98ZM102 87H103V85H101ZM107 86V85H106ZM111 86V85H110ZM116 86V85H115ZM119 86V85H118ZM118 86H117V88H118ZM165 86V85H164ZM163 86V87H164ZM65 87V86H64ZM79 87V88H80ZM99 88V89H95L96 91H97V94L98 95H100L101 96V90L103 89L104 90V87L103 88ZM60 88H62V87H59V89ZM68 88H69V85H68ZM92 88H95V87H92ZM58 88H57V86L55 87L53 84L52 85H46V86H44L43 87V89L41 90L42 91V96L40 97V99H42L43 100V102H52V104L53 105H56V104H54V103H59L60 105L59 106H61V104L63 105V104H67V106H68V109L70 108V109H72V111L71 112H75V111H78V112H81L84 116L85 115H87L88 113H90L91 114V112L92 111H94V109H92V108H90L89 107V109L91 110V111H89V109L85 106V101H87V100H82V98L81 97H83V96H85L84 95V92L86 91H88V90H83L84 92H82V94H83V96H81L80 98H76V97H73L72 98V96H71V98H68V95L67 96H65V94L67 93V94H69L68 92H65V94L63 95L62 94V92L59 90ZM62 89H64V88H62ZM67 89V88H66ZM70 89H73V88H70ZM110 89V88H109ZM90 90H92V89H90ZM89 90V91H90ZM107 90V89H106ZM111 90H113V89H111ZM110 90V91H111ZM40 91V92H41ZM68 91H69V89H68ZM88 91V92H89ZM96 91H95V93H96ZM108 91V90H107ZM110 91H108V92H110ZM6 92H7V90H6ZM63 92V93H64ZM76 92V91H75ZM74 92V93H75ZM113 91H111V93H112ZM2 93H3V91H2ZM70 93H72L73 94V92H71V90H70ZM91 93V92H90ZM11 94V93H10ZM16 94V93H15ZM19 93H18V95H20ZM36 94V93H35ZM37 94H38V92H37ZM36 94V95H37ZM86 95H87V93H85ZM108 94V93H107ZM116 94V93H115ZM115 94L113 95V94H110V96H111V98H112V100L113 101H116V100H118V99H116V96H115ZM119 94V93H118ZM13 95V94H12ZM70 95V94H69ZM75 95H76V93H75ZM79 96H80V94H78ZM98 95H96V96H98ZM77 96V95H76ZM91 96H94V94H92ZM95 96V97H96ZM1 97V96H0ZM9 97V96H8ZM15 97H16V95H15ZM94 97V98H95ZM101 97H103V95L101 96ZM105 97H107V95L105 96ZM37 97H35V99H36ZM92 98V97H91ZM98 98V97H97ZM108 98V97H107ZM121 98V97H120ZM3 99V98H2ZM2 99H0V100H2ZM7 99H9V98H7ZM12 99V98H11ZM19 99V98H18ZM34 99V98H33ZM34 99V100H35ZM83 99H85V98H83ZM87 99V98H86ZM101 99H103V98H101ZM101 99H99L100 100V102H98V100H97V103H99L96 107H95V109H96V111H98L99 109H101L100 107H103V105L104 104H106V102L105 101H103V100H101ZM106 99V98H105ZM110 99V98H109ZM109 99H106V100H109ZM128 99V98H127ZM4 100V99H3ZM14 100V99H13ZM13 100H12V103H13ZM22 100V99H21ZM39 100V99H38ZM92 100V99H91ZM96 100H95V102H96ZM130 100H131V98H130ZM141 100V99H140ZM250 100H252V101H254V99H250ZM249 100V101H250ZM257 100V99H256ZM5 101V100H4ZM8 101V100H7ZM122 101V100H121ZM174 101V100H173ZM2 103H3V101H1ZM9 102V101H8ZM23 102V101H22ZM35 102H37V101H35ZM42 102V101H41ZM42 102V103H43ZM91 102H93V100L91 101ZM94 102V103H95ZM109 101H107V103H108ZM123 102V101H122ZM137 102H140L139 100L137 101ZM12 103H11V105H12ZM29 103V102H28ZM40 103V102H39ZM49 103V104H50ZM116 103H117V101H116ZM124 103V102H123ZM175 103V102H174ZM253 103V102H252ZM252 103H250V106H251V104ZM257 103H259L258 101H257ZM6 104V103H5ZM14 104H15V102H14ZM46 104V103H45ZM49 104H46V105H49ZM111 104V103H110ZM109 104V105H110ZM114 104V103H113ZM112 104V106H113V108H116V107H114V105ZM125 104V103H124ZM157 104H158V102H157ZM177 104V102L175 103V105ZM255 104V101H254V103H253V105ZM2 105L3 104H1L0 103V111H1V109H2ZM42 105V104H41ZM46 105H44V107L46 108ZM58 105V104H57ZM94 105V104H93ZM92 105V106H93ZM122 105V103L120 104V106ZM139 105V104H138ZM253 105H252V107H253ZM256 105V104H255ZM17 106H19V105H17ZM26 106H27V104H26ZM59 106H58V108H59ZM67 106H62L63 108L64 107H67ZM88 106V105H87ZM106 106V105H105ZM112 106H110V107H112ZM140 106V105H139ZM256 106H259V104H257ZM9 107V106H8ZM27 107H29L30 108V106H27ZM57 107V106H56ZM156 107V106H155ZM10 108V107H9ZM21 108V107H20ZM20 108H18V110L20 109ZM23 108V109H22ZM21 109H20V111H22V110H24V108H26V107H24V105H23V107H22ZM28 108V109H29ZM53 108H54V106H53ZM62 108V109H63ZM107 108H109V106L107 107ZM119 108H123V107H119ZM173 108V107H172ZM258 108L259 107H257V108H255V109H257V112H258ZM261 108V107H260ZM259 108V109H260ZM4 109V108H3ZM3 109H2V111H3ZM15 109V108H14ZM57 109V108H56ZM64 109H66V108H64ZM68 109H66L67 111H69ZM128 109V108H127ZM139 109V108H138ZM171 109V108H170ZM174 109H176V108H174ZM254 109V108H253ZM262 109V108H261ZM6 110H8V109H6ZM73 110H75V111H73ZM104 110V109H103ZM13 111H15V110H13ZM54 110H52L51 112H53ZM62 111V110H61ZM96 111H94V112H96ZM118 111V110H117ZM122 111V110H121ZM124 111V110H123ZM128 111H130V110H128ZM262 110H259V113L261 112ZM30 113H31V111H29ZM55 112V111H54ZM53 112V113H54ZM93 112V113H94ZM101 112L102 111H100V112H98V114L101 116V115H103V114H101ZM104 113H105V111H103ZM113 112V114L115 113L114 111H112ZM141 112V111H140ZM241 112H242V110H241ZM70 113V112H69ZM77 113V112H76ZM76 113H75V116H76ZM119 113V112H118ZM122 113V112H121ZM134 113V112H133ZM144 113V112H143ZM176 113V112H175ZM179 113V112H178ZM243 113V112H242ZM16 114H21V113H18V111H16ZM57 114H59V113H57ZM61 114V113H60ZM80 113H78L77 114V116L79 115ZM90 114H88V115H90ZM107 114H108V111H107ZM123 114V113H122ZM124 114H125V111H124ZM136 114V116H137V113H135ZM140 114H142V113H139V115ZM172 114V113H171ZM254 114H255V112H254ZM256 114H258V113H256ZM5 115V114H4ZM70 115V117H73V116H71L72 114H69ZM87 115V116H88ZM93 115V114H92ZM92 115H90V116H92ZM109 115V114H108ZM127 115V114H126ZM126 115H124V116H126ZM157 115H159V114H157ZM157 115H156V117H157ZM242 115V114H241ZM13 116H14V114H13ZM75 116H74V118H75ZM81 116V115H80ZM80 116H78V120L81 118ZM86 116V117H87ZM94 116V115H93ZM111 116V115H110ZM121 116H123V115H121ZM123 116V117H124ZM135 116V117H136ZM152 116V115H151ZM177 116H179V114L177 115ZM198 116H199V114H198ZM202 116V115H201ZM205 116V115H204ZM213 116V115H212ZM3 117V118H2ZM15 117H18V118H20L18 115H15ZM43 117V116H42ZM83 117V116H82ZM102 117H105V114H104V116H101V118L100 119H102ZM126 117H128V116H126ZM162 117V116H161ZM161 117H159V118H161ZM165 117V116H164ZM181 117L183 118V116H182V114H181ZM197 117V116H196ZM215 117H216V115H215ZM12 116L10 115V113H7V115H5V117L4 116H1V120H0V125L1 126H3V128H0V135H2V136H6V135H4V134H7V132H9V127H12V125L14 124H12L11 125V122H12ZM23 118H24V116H23ZM74 118H73V120H74ZM105 118H107V117H105ZM114 118V117H113ZM116 118H118L119 119V121H120V118L119 117H117L116 116ZM115 118V119H116ZM132 117H130V121L132 120L131 119ZM137 118V117H136ZM135 118V119H136ZM192 118V117H191ZM214 118V117H213ZM222 118V117H221ZM220 118V119H221ZM260 118V117H259ZM262 118V117H261ZM14 119V118H13ZM17 119V118H16ZM22 119V118H21ZM81 119H84V118H81ZM86 119V118H85ZM90 119V118H89ZM104 119V118H103ZM103 119H102V121H103ZM108 119V118H107ZM110 119H112L111 117H110ZM117 119V120H118ZM128 118H126V121H128L127 120ZM138 119V118H137ZM137 119H136V121H137ZM151 119H153L152 117L150 118V120ZM184 119H185V117H184ZM196 119V118H195ZM215 119V118H214ZM213 119V120H214ZM216 119H218V118H216ZM252 119V118H251ZM250 119V120H251ZM123 120V119H122ZM121 120V121H122ZM177 120V119H176ZM189 120V119H188ZM188 120H186V121H188ZM193 120V119H192ZM15 121V120H14ZM20 121V120H19ZM77 121V120H76ZM94 121V120H93ZM113 121V120H112ZM126 121H124L123 123H121V124H123V125H126L125 124V122ZM129 121V122H130ZM135 121V122H136ZM191 121V120H190ZM195 121V123H196V120H194ZM201 121V120H200ZM199 121V122H200ZM231 121V120H230ZM259 121V120H258ZM88 122H91V121H88ZM87 122V123H88ZM96 122V121H95ZM98 122V121H97ZM96 122V123H97ZM100 122H101V120H100ZM201 122H203V120L201 121ZM200 122V123H201ZM207 122V121H206ZM219 122V121H218ZM232 122V121H231ZM247 122H249V120L247 121ZM247 122H246V124H247ZM251 122V121H250ZM253 122V121H252ZM261 122H262V119L258 122V124L261 126ZM77 123V122H76ZM86 123V124H87ZM93 123V122H92ZM111 123V122H110ZM128 123V122H127ZM132 123H133V121H132ZM159 123V122H158ZM185 123H187V122H185ZM192 123H194V122H192ZM198 123V122H197ZM204 123V122H203ZM202 123V125H204ZM209 123V122H208ZM216 123V122H215ZM215 123H214V126H215ZM224 123V122H223ZM225 123H227V121L225 122ZM233 123V122H232ZM244 123V122H243ZM15 124H16V121H15ZM23 124V123H22ZM74 124V123H73ZM108 125H109V123H107ZM106 124V125H107ZM112 125L114 124V123H111ZM116 124V123H115ZM115 124L113 125L114 127H115ZM119 124H120V122H119ZM119 124H117L118 126H122V125H119ZM140 124V123H139ZM139 124H137V125H139ZM188 124V123H187ZM221 124V123H220ZM234 124V123H233ZM232 124V125H233ZM241 124V123H240ZM11 125V126H10ZM25 125V124H24ZM24 125H22L23 127H24ZM107 125V126H108ZM201 125V124H200ZM201 125V126H202ZM111 126V125H110ZM112 126V127H113ZM161 126V125H160ZM167 126V125H166ZM165 126V127H166ZM191 126H192V124H191ZM197 126V125H196ZM210 126H211V124H210ZM209 126V127H210ZM213 126V127H214ZM259 126V127H260ZM23 127H21V128H23ZM88 127H90V126H88ZM119 127V128H120ZM128 127V126H127ZM142 127H144V126H142ZM164 127V128H165ZM204 127V126H203ZM219 127V126H218ZM235 127H237V126H235ZM73 128V127H72ZM92 128V127H91ZM115 128H117V127H115ZM135 128V127H134ZM134 128H133V131H134ZM138 128V127H137ZM170 127H168L167 126V129H169ZM211 128V127H210ZM220 128V127H219ZM222 128V127H221ZM220 128V129H221ZM2 129V130H1ZM18 129H19V127H18ZM27 129V128H26ZM79 129V128H78ZM86 129H89V128H87V126H86ZM85 129V130H86ZM121 129H123V128H121ZM124 129H126V128H124ZM145 129V128H144ZM188 129V128H187ZM197 129H199V128H197ZM197 129H195L196 130V132H198L199 130H197ZM207 129H208V127H207ZM216 129H218L217 127H216ZM13 130V129H12ZM16 130V129H15ZM90 130V129H89ZM116 130H118V128L116 129ZM128 130V129H127ZM138 130H139V132H142V131H145V130H142V131H140L141 129H139L138 128ZM189 130V129H188ZM212 130V129H211ZM262 130V129H261ZM88 131V130H87ZM119 131V130H118ZM133 131H132V133H133ZM162 131V130H161ZM167 131V130H166ZM165 131V132H166ZM172 131V130H171ZM193 132H194V129L192 130ZM203 131V130H202ZM201 131V132H202ZM221 131H223V128H222V130ZM238 131H239V129H238ZM250 131V130H249ZM17 132V131H16ZM25 132H26V130H25ZM69 132V131H68ZM73 132H76V131H73ZM92 132V131H91ZM125 132H126V130H125ZM129 132V131H128ZM135 132H137V131H135ZM134 132V133H135ZM160 132V131H159ZM164 132V131H163ZM164 132V133H165ZM210 132V131H209ZM216 132V131H215ZM4 133V134H3ZM12 133H13V131H12ZM19 133V132H18ZM22 133H23V131H22ZM71 133V132H70ZM95 133V132H94ZM133 133V135H135ZM161 133V132H160ZM179 133V132H178ZM184 133H186V132H184ZM205 133H207L206 131H205ZM217 133V135H218V133L219 132H216ZM240 133V132H239ZM11 134V133H10ZM69 134V133H68ZM67 134V135H68ZM78 134H80L79 132H78ZM77 134V135H78ZM85 134V133H84ZM87 134V133H86ZM85 134V135H86ZM119 134H121V133H119ZM128 134H131V132L130 133H128ZM140 134V133H139ZM142 134V133H141ZM167 134H168V132H167ZM170 134V133H169ZM168 134V135H169ZM9 135V134H8ZM31 135V134H30ZM96 135H97V133H96ZM146 135V134H145ZM144 135V136H145ZM148 136L146 137L147 138V141H148V143H150L152 146H154V148L156 147L157 149H158V151H159V154L160 153H162V151H166V149H170L171 150V147L173 146L172 144H174V143H171L170 142V144L169 143H167L166 141V143H167V145L168 146H170V148L166 145V143L164 142H162L159 138H157V136H156V134H154V133H148L147 134ZM163 135V134H162ZM171 135V134H170ZM173 135V134H172ZM201 135V134H200ZM204 135V134H203ZM210 135V134H209ZM220 135H222V134H220ZM242 135V134H241ZM64 136H65V134H64ZM70 136H73V133H72V135H70ZM70 136H68V137H70ZM81 136H83V135H81ZM88 136V135H87ZM93 136H94V134H93ZM93 136H90V139H89V136H88V139H89V141L90 140H92L91 139V137H93ZM126 136V135H125ZM135 136H137L138 138H139V136L140 135H138V134H136ZM142 136H143V134H142ZM159 136V135H158ZM188 137H189V135H187ZM193 136H198L197 134L195 135H193ZM208 136V135H207ZM223 136V135H222ZM226 136V135H225ZM248 136V135H247ZM8 137V136H7ZM11 137H12V139H11ZM18 137H20V135L18 134ZM17 137V138H18ZM25 137H27V136H25ZM97 137H98V135H97ZM97 137H96V140H98L97 139ZM100 137V136H99ZM102 137V136H101ZM141 137V136H140ZM168 137V136H167ZM171 137V136H170ZM192 137V136H191ZM219 137H221V136H219ZM234 137H236V136H234ZM233 137V138H234ZM4 138V137H3ZM21 138V137H20ZM64 139H65V137H63ZM73 138V137H72ZM82 138V137H81ZM81 138L79 139L78 138V140L77 141H80L81 140ZM103 138H104V136H103ZM132 138V136L130 137V139ZM142 138V140H143V137H141ZM146 138H145V140L144 141H146ZM198 138V137H197ZM228 139H229V137H227ZM247 138H249V137H247ZM26 139V138H25ZM25 139H23L22 138V140H25ZM29 138L27 137V140H28ZM62 139V138H61ZM71 139V138H70ZM70 139L68 140V138H67V140L68 141H70ZM87 139V138H86ZM102 139V138H101ZM135 139H137L136 137H135ZM135 139H132V140H135ZM161 139H162V137H161ZM191 139V138H190ZM196 139V138H195ZM200 139V138H199ZM201 139H202V137H201ZM204 139V138H203ZM212 139V138H211ZM0 140H2L1 138H0ZM6 140L8 141V139L6 138ZM10 140H12V141H14V143H15V141H16V139L14 140V137L13 136H10ZM9 140V141H10ZM19 140V139H18ZM84 140V139H83ZM82 140V141H83ZM94 140V141H93ZM92 141L93 142H95L96 140L95 139H93ZM103 140H106V138H104ZM173 140V139H172ZM171 140V141H172ZM223 140V139H222ZM222 140H221V142H222ZM66 141V140H65ZM67 141V142H68ZM81 141V142H82ZM86 141V140H85ZM131 141V140H130ZM136 141H139V140H136ZM146 141V142H147ZM200 141H202L203 142V140H200ZM205 141V140H204ZM214 142H215V139L213 140ZM226 140H224V142H225ZM238 141H239V139H238ZM4 142H6V141H4ZM3 142V143H4ZM17 142V141H16ZM24 142V141H23ZM22 142V143H23ZM60 142H61V140H60ZM63 142V141H62ZM61 142V143H62ZM71 142H72V140H71ZM103 142V141H102ZM101 141L98 143V145H101L100 143H102ZM140 142V141H139ZM169 142V141H168ZM178 142V141H177ZM176 142V143H177ZM190 142V141H189ZM7 143V142H6ZM10 143V142H9ZM13 142H11V144H12ZM21 143V142H20ZM21 143V144H22ZM65 143V142H64ZM85 143V142H84ZM89 143V142H88ZM104 143V142H103ZM130 143V142H129ZM192 143V142H191ZM213 143V142H212ZM217 143V142H216ZM230 143V142H229ZM232 143V142H231ZM250 143H251V141H250ZM19 144V143H18ZM24 144V143H23ZM70 144V143H69ZM79 144V145H78ZM80 142L79 143H77L76 145L78 146V147H81L80 146ZM85 144H87V142L85 143ZM84 144V145H85ZM132 144H133V142H132ZM193 144L195 145L196 143H194L193 142ZM205 143H202V144H200V145H204ZM207 144V143H206ZM209 144H210V142H209ZM224 144V143H223ZM225 144H227V145H230V144H228V143H225ZM236 144V143H235ZM3 145V144H2ZM15 145V144H14ZM20 145V144H19ZM25 145V144H24ZM28 145V144H27ZM31 145V144H30ZM41 145V144H40ZM52 145V144H51ZM50 145V146H51ZM59 145V144H58ZM63 144H61V146H62ZM71 145H72V143H71ZM92 145H97V144H92ZM91 145V146H92ZM129 145H131V143L129 144ZM253 145V144H252ZM18 146V145H17ZM16 146V147H17ZM23 146V145H22ZM37 146V145H36ZM49 146V147H50ZM69 146V145H68ZM68 146L66 147V145H65V149L66 148H68ZM73 146V145H72ZM71 146V147H72ZM75 146V145H74ZM73 146V147H74ZM86 146V145H85ZM90 146V145H89ZM104 146V145H103ZM126 146H128V145H126ZM211 146V145H210ZM220 146V145H219ZM234 146V145H233ZM4 147V146H3ZM8 147V146H7ZM6 146H5V148H7ZM11 147H12V145H11ZM20 148H21V146H19ZM18 147V148H19ZM24 147V146H23ZM25 147H26V145H25ZM27 147H29V145L27 146ZM41 147H42V145H41ZM55 147V146H54ZM77 147V148H78ZM96 147V146H95ZM98 147H100V146H98ZM129 147V146H128ZM130 147H132V145L130 146ZM174 147V146H173ZM175 147H176V145H175ZM183 147V146H182ZM215 147V146H214ZM218 147V146H217ZM216 147V148H217ZM225 147V146H224ZM253 147V146H252ZM5 148H3V149H5ZM30 148V147H29ZM36 148V147H35ZM38 148H40V146L38 147ZM56 148V147H55ZM60 148V147H59ZM101 148H102V146H101ZM209 147L207 146L206 147V149L209 151V149H208ZM229 148V147H228ZM235 148V147H234ZM244 148V147H243ZM9 149H10V147H9ZM13 149V148H12ZM16 149V148H15ZM24 149V148H23ZM31 149V148H30ZM41 149V148H40ZM42 149H44V147L42 148ZM48 149V148H47ZM71 149H73V148H71ZM76 149V148H75ZM75 149H74V153L76 152V151H78V150H76L75 151ZM84 147H82V154L83 153H85V151H87V150H85L84 151ZM86 149H88V147L86 148ZM89 149H91V148H89ZM89 149H88V151H89ZM93 149H94V147H93ZM178 150V152L177 151H174V150ZM174 150L172 149V151L173 152H177V153H180V154H183L182 152H180L179 151V148H175ZM186 149V148H185ZM192 149V148H191ZM202 149V148H201ZM201 149H200V153L202 152L201 151ZM239 149V148H238ZM247 149V148H246ZM7 150V149H6ZM16 150H18V149H16ZM25 150V149H24ZM29 150V149H28ZM52 150H54V148L52 149ZM58 150V149H57ZM63 150V149H62ZM69 150H70V148H69ZM79 150H80V148H79ZM95 150V149H94ZM94 150H92V151H94ZM98 150V149H97ZM133 150H134V148H133ZM132 150V151H133ZM170 150L168 151V152H170ZM214 150H216V149H214ZM237 150V149H236ZM5 151V150H4ZM45 151H46V149H45ZM59 151V150H58ZM68 151V150H67ZM72 151V150H71ZM87 151V152H88ZM128 151V150H127ZM135 151V150H134ZM183 151V150H182ZM219 151V150H218ZM217 151V152H218ZM234 151V150H233ZM237 151H239V152H242V151H240V149L239 150H237ZM7 152H9V151H6V153ZM11 152V151H10ZM19 152H21V150L19 149V151L17 152V153H19ZM27 152V151H26ZM25 152V153H26ZM29 153L28 154H30L31 152H30V150L28 151ZM33 152V151H32ZM38 151H36V152H34V153H37ZM41 152V151H40ZM52 152V151H51ZM56 152V151H55ZM62 152V151H61ZM91 152V151H90ZM90 152H88L89 154H90ZM95 152V151H94ZM101 152H102V150H101ZM101 152H100V154L99 155H101ZM137 152V151H136ZM135 152V153H136ZM221 152V151H220ZM234 152H236V151H234ZM256 152V151H255ZM16 153V152H15ZM24 153V152H23ZM39 153V152H38ZM57 153V152H56ZM67 153V152H66ZM71 153H73V152H71ZM73 153V154H74ZM77 153V152H76ZM75 153V154H76ZM99 152L97 151V153H96V155L98 154ZM115 153V152H114ZM118 152H116L115 154H117ZM134 153V152H133ZM138 153V152H137ZM203 153V152H202ZM211 153V152H210ZM230 153V152H229ZM231 153H233V152H231ZM230 153V154H231ZM238 153V152H237ZM22 154V153H21ZM28 154H26V155H28ZM45 154H48V153H45ZM50 154V153H49ZM52 154H54L53 152H52ZM60 154H62V153H60V151H59V155ZM69 154V153H68ZM67 154V155H68ZM75 154H74V157H76L75 156ZM86 154V153H85ZM88 154V155H89ZM94 154V153H93ZM113 154V153H112ZM118 154H120V153H118ZM130 154H132L131 152H130ZM140 153H138V155H139ZM167 154V153H166ZM169 154V153H168ZM187 154V153H186ZM185 154V156H187ZM188 154H190V153H188ZM198 154V153H197ZM58 155V156H59ZM63 155H66V154H64V152H63ZM63 155H61V156H63ZM87 155V154H86ZM122 155V154H121ZM133 155H137V154H133ZM161 155V154H160ZM178 154H176V156H177ZM191 155V154H190ZM189 155V156H190ZM232 155V154H231ZM245 155V154H244ZM7 156V155H6ZM23 156V155H22ZM37 156V155H36ZM49 156V155H48ZM51 156V155H50ZM54 156H55V154H54ZM69 156H70V154H69ZM69 156H67V157H69ZM83 156V155H82ZM92 156V155H91ZM103 156V155H102ZM106 156H109V155H107V152H106ZM126 156L127 155H125V158H126ZM129 156V155H128ZM195 156V155H194ZM199 156V155H198ZM208 156V155H207ZM225 156V154L223 155V157ZM238 156V155H237ZM10 157V156H9ZM12 157V156H11ZM15 157V156H14ZM34 157V156H33ZM39 157V156H38ZM43 158H44V156H42ZM56 157H57V155H56ZM56 157H54L55 159L54 160H56ZM66 157V156H65ZM73 157V155H72V157L71 158H74ZM86 157H88V156H86ZM94 157V156H93ZM101 157V156H100ZM104 157V156H103ZM135 157V156H134ZM177 157H179V156H177ZM196 157V156H195ZM206 156H204L203 158H205ZM211 157V156H210ZM230 157V156H229ZM228 157V158H229ZM232 157H233V155H232ZM246 157V156H245ZM244 157V158H245ZM7 158H8V156H7ZM16 158V157H15ZM24 158V157H23ZM28 158H29V156H28ZM31 158V157H30ZM50 158H52L53 159V157L51 156ZM59 158V157H58ZM57 158V159H58ZM63 158V157H62ZM92 158V157H91ZM97 158H98V156H97ZM122 158V157H121ZM129 158H131V157H129ZM136 158V157H135ZM133 159V160H136V159H138V158H136V159ZM142 158H143V155H142ZM142 158H140V160H142ZM180 158V157H179ZM189 158H192L193 160H195L194 158H193V155H191V157H189ZM197 158V157H196ZM215 158V157H214ZM11 159V158H10ZM21 159H22V157H21ZM46 159H47V157H46ZM52 159H50V160H52ZM61 159V158H60ZM84 159V163H86L87 162V159L86 158H83ZM85 159H86V162H85ZM109 159H110V157H109ZM123 159V158H122ZM128 159V158H127ZM183 159V158H182ZM199 159H202V157H200ZM222 159H224V158H222ZM226 159V158H225ZM224 159V160H225ZM249 159V158H248ZM7 160V159H6ZM5 160V161H6ZM9 160V159H8ZM14 160V159H13ZM19 160V159H18ZM32 160V159H31ZM34 160V159H33ZM39 160V159H38ZM43 160V159H42ZM42 160H41V162H42ZM48 161H50L49 160V158L47 159ZM53 160V161H54ZM59 160V159H58ZM62 160V159H61ZM61 160H59V161H61ZM67 160V159H66ZM77 160H78V157H77ZM81 160V158H79V161ZM92 160V159H91ZM90 160V161H91ZM95 160V159H94ZM98 160H99V158H98ZM97 159L95 160V162H97L98 161ZM133 160H131V161H133ZM149 160V159H148ZM211 160V159H210ZM213 160H215V159H212L211 160V162L209 161V163H210V167H211V163H212V161ZM228 160V159H227ZM12 161V160H11ZM47 161V162H48ZM58 161V162H59ZM68 161H69V158H68ZM68 161H65L68 165H69V162ZM72 161L73 160H71V162H70V164L72 165L73 163V165H75V167H76V165L77 164H80V163H75V161H73V163H72ZM78 161V162H79ZM112 161V160H111ZM123 161V160H122ZM137 161V160H136ZM151 161H152V159H151ZM155 161V160H154ZM159 161V160H158ZM158 161H156V163H159ZM179 161V160H178ZM198 161V160H197ZM245 161V160H244ZM254 161V160H253ZM34 162H35V160H34ZM62 162L64 163V161L62 160ZM61 162V163H62ZM81 162V161H80ZM146 162V161H145ZM170 162V161H169ZM191 162V161H190ZM190 162H189V164H190ZM204 162V161H203ZM227 162V161H226ZM6 163V162H5ZM12 162H10V164H11ZM57 163V162H56ZM55 162H54V164H56ZM61 163H60V165H61ZM83 163V164H84ZM107 163V162H106ZM109 163V162H108ZM118 163V162H117ZM117 163H116V165H117ZM155 162H153V164H154ZM155 163V164H156ZM199 163H200V161H199ZM220 163V162H219ZM222 163V162H221ZM225 163V162H224ZM235 163V162H234ZM9 164V163H8ZM42 164V163H41ZM44 164H47L46 163V161H45V163ZM43 164V165H44ZM137 164V163H136ZM204 164H205V162H204ZM207 164V163H206ZM205 164V165H206ZM213 164V163H212ZM216 164H218V163H216ZM226 164V166H227V163H225ZM231 164V163H230ZM5 165V164H4ZM42 165V166H43ZM70 165V166H71ZM101 165H102V163H101ZM104 165H106L105 163H104ZM146 165V164H145ZM149 164H147L146 165V167L148 166ZM196 165V164H195ZM197 165H198V163H197ZM196 165V166H197ZM200 165V164H199ZM198 165V166H199ZM214 165V164H213ZM220 165V164H219ZM3 166V165H2ZM7 166V165H6ZM6 166H3L4 168H6ZM40 166V165H39ZM47 166H48V164H47ZM52 166V164L50 163V167ZM54 166H56V165H53L52 166V168H51V170L50 171H52V173L53 172H55L54 170H52L53 168H54ZM79 166V165H78ZM126 166V165H125ZM124 166V167H125ZM139 166V165H138ZM150 166V165H149ZM158 166H160V165H158ZM214 166H216V165H214ZM218 166V165H217ZM224 166V165H223ZM230 166H232V165H230ZM41 167V166H40ZM84 167V166H83ZM83 167H81V168H83ZM97 167L99 168L100 166H99V164L97 165ZM140 167H141V165H140ZM190 167V166H189ZM188 167V168H189ZM193 167V166H192ZM191 167V168H192ZM208 167V166H207ZM222 167V166H221ZM4 168H3V172L6 170H4ZM60 168V166H58L57 165V171H58V169ZM64 168V167H63ZM62 168V169H63ZM73 168H74V166H73ZM103 168H105V166L103 167ZM103 168H102V170H103ZM127 168V167H126ZM137 168V167H136ZM145 168V167H144ZM148 169H149V167H147ZM162 168V167H161ZM160 168V169H161ZM169 168V167H168ZM180 168H181V166H180ZM196 168V167H195ZM203 168H205L204 166H203ZM213 168V167H212ZM215 168H218V167H215ZM224 167H222L221 169H223ZM226 168V167H225ZM233 168V167H232ZM40 169V168H39ZM66 169V168H65ZM67 169H69V170H71L70 168H68L67 167ZM110 168H108V170H109ZM133 169H135V168H133ZM140 169H142V167L140 168ZM146 169V168H145ZM154 169H157V168H153L152 169V172H151V169H150V172L153 174V170ZM159 169V168H158ZM185 169V168H184ZM206 169V168H205ZM220 169V168H219ZM218 169V170H219ZM227 169V168H226ZM225 169V170H226ZM230 169V170H229ZM228 169V171L230 172L232 169L231 168H229ZM55 170H56V168H55ZM64 170V169H63ZM81 170V169H80ZM86 170H87V168H86ZM90 170V169H89ZM92 170V169H91ZM132 170V169H131ZM137 170L138 169H136V172H137ZM168 170V169H167ZM172 170V169H171ZM176 170V169H175ZM187 169H185V171H186ZM208 170H210V168L208 169ZM224 170V171H225ZM251 170V169H250ZM255 170V169H254ZM7 171V170H6ZM44 171H46V170H44ZM49 171V172H50ZM67 171V170H66ZM76 172H77V170H75ZM104 171V170H103ZM173 171V170H172ZM199 171V170H198ZM214 171V170H213ZM248 171V170H247ZM252 171V170H251ZM43 172V171H42ZM49 172H47V173H49ZM60 172L61 171H59V173L58 174H60ZM80 172V171H79ZM88 172H90V171H88ZM88 172L87 173H85L84 175H82L81 177H79V179H78V181H76V184L74 183V186H73V190H74V193H73V191H72V189L70 190V191H72L71 193H69V192H67V189H65V190H62V191H58V192H55V193H49V191L48 192H45V193H42V195H41V199H38V200H36V201H32V198L30 197L31 196V194H30V196H28V198L27 199H25V200H23V201H17L18 203H16L13 207H15L16 208V210H18V211H20V213H22V214H24V221H25V226H26V228H27V230H28V232H29V234H30V232L32 233L31 235H29V237H28V243H27V245H28V248H29V251H31L32 253H31V258H32V262L33 263H35V264H55V259H54V255H55V253H54V250H55V242H54V235H55V233H58V232H61L62 233V241H63V243L65 244V245H67V246H69L70 245V247H72V250H73V248L75 249V247H80V246H86L87 244H90V246L93 248V250L95 251V253H96V255L95 256H97V258H103L104 259V264H120V260L119 259H116V257L111 253V250L109 251V249L108 248H110L111 247V244H110V240H111V238L113 237V235L111 236V238L109 239V237H107L106 236V232H107V230H108V225H107V227H105V228H103V227H96V228H94V220H92L91 219V217H90V213L88 212V209L86 208V203L85 202H87V201H89V200H86V201H84V205L82 204V201H81V199L84 197V194H83V196L81 197V198H79L80 199V201H78V196H79V192H80V190H78V188L80 189L81 188V185H82V187H84V186H86V185H90V184H93L92 182L93 181H91V183H90V181H88L87 179H88V177H89V174H88ZM112 171H110V173H111ZM127 172H130V171H127ZM140 172H142V171H140ZM139 172V173H140ZM147 172V171H146ZM158 173H160L159 171H157ZM166 172V171H165ZM174 172H176V171H174ZM194 172V171H193ZM200 172V171H199ZM207 172V171H206ZM212 172V171H211ZM221 172V171H220ZM243 172V171H242ZM253 172V171H252ZM41 173V172H40ZM51 173V172H50ZM62 173H68V172H61V174ZM72 173H74V172H72ZM81 173V172H80ZM99 173V172H98ZM101 173V172H100ZM116 173V172H115ZM120 173V172H119ZM139 173H138V175H139ZM157 173V174H158ZM201 173V172H200ZM216 173V172H215ZM222 173H223V171H222ZM225 173V172H224ZM223 173V176L225 175ZM228 173V172H227ZM232 173H233V170H232ZM231 173V174H232ZM261 173V172H260ZM259 173V174H260ZM45 174H46V172H45ZM94 174V173H93ZM104 174V173H103ZM102 174V175H103ZM123 174V173H122ZM129 174V173H128ZM134 173H132V175L131 176H134L133 175ZM152 174L150 175V174H148L147 173V176L148 175H150V176H152ZM204 174V173H203ZM208 174H210V173H208ZM212 174V173H211ZM218 174V173H217ZM251 174H253V173H251ZM52 175H54V174H52ZM75 174H73V176H74ZM114 175V174H113ZM137 175V174H136ZM146 175V174H145ZM166 175V174H165ZM171 176V179H172V174H170ZM227 175V174H226ZM236 174H234V176H235ZM49 176V175H48ZM68 175H66V177H67ZM111 176V175H110ZM140 176V175H139ZM138 176V177H139ZM205 176V175H204ZM218 176H219V174H218ZM222 176V177H223ZM228 177H229V179H231L230 178V176H229V174L227 175ZM249 176V175H248ZM261 176V175H260ZM2 177V176H1ZM5 177V176H4ZM41 177V176H40ZM51 177V179H52V177H54V176H50ZM66 177H64V179H65V181L64 182H66ZM104 177H106V176H104ZM142 177V176H141ZM166 177V176H165ZM169 177V176H168ZM168 177H167V179H168ZM182 177V176H181ZM225 177V176H224ZM223 177V178H224ZM239 177V176H238ZM237 177V178H238ZM47 178H49V177H47ZM55 178H57V176L55 177ZM59 178H60V176H59ZM96 178V177H95ZM102 178V177H101ZM109 178V177H108ZM108 178H107V181L105 180V182H109L108 181ZM112 179H114L113 177H111ZM129 178V177H128ZM135 178V177H134ZM145 177L143 176V178L142 179H144ZM157 178V177H156ZM155 178V179H156ZM185 178H186V180L188 181V184L191 186V184H194L195 185V183L197 182V181H195L194 179H192V177L190 176V174L189 175H187V176H185ZM204 178H206V177H204ZM220 178H221V174H220ZM219 178V179H220ZM235 178V177H234ZM41 179H43L42 177H41ZM71 178L68 176V185L69 184H71V182H69V180H70ZM75 179V178H74ZM77 179V178H76ZM91 178H89V180H90ZM97 179V178H96ZM103 179V178H102ZM106 179V178H105ZM111 179V180H112ZM132 179H133V177H132ZM137 179V178H136ZM159 179V178H158ZM170 179V178H169ZM176 179H178L177 178V175H176ZM200 179H202V177H200L199 178V180ZM211 179V177L209 176V180ZM233 179V178H232ZM47 179H45V181H46ZM59 180V179H58ZM73 180V179H72ZM110 180V181H111ZM117 180V179H116ZM119 180H121V179H119ZM124 180V179H123ZM228 180V179H227ZM236 179H234V181H235ZM240 180H244V179H241L240 178ZM248 180V179H247ZM258 180V179H257ZM43 181H44V179L42 180V182H40V183H43ZM44 181V182H45ZM59 181H61V180H59ZM71 181V180H70ZM140 181V180H139ZM144 181H147V182H143V183H148V180L146 179V180H144ZM150 181V180H149ZM171 181V180H170ZM169 181V182H170ZM226 181V180H225ZM229 181V180H228ZM237 181V180H236ZM242 181H240V183L242 182ZM245 181V180H244ZM67 182H66V186H68L67 185ZM96 182V181H95ZM103 182V181H102ZM116 182V181H115ZM118 182V181H117ZM121 182V181H120ZM136 182V181H135ZM151 182V181H150ZM155 182H159V181H155ZM155 182H154V185H155ZM166 182V181H165ZM172 182V181H171ZM185 182V181H184ZM183 182V183H184ZM211 182V181H210ZM212 182H213V180H212ZM211 182V183H212ZM218 181L216 180V183H217ZM221 182V180L219 181V183ZM251 182V181H250ZM4 183V182H3ZM46 183V182H45ZM45 183H43L44 184V186H45ZM49 183H54V181H52V180H50L49 181ZM57 182H55L54 184H56ZM111 183V182H110ZM129 183V181L126 183V185ZM160 183V182H159ZM159 183H157L158 185H159ZM162 183V182H161ZM174 183V182H173ZM176 183V182H175ZM174 183V184H175ZM214 183V182H213ZM218 183V185H220L221 186V184H219ZM237 183V182H236ZM248 183V182H247ZM261 183V182H260ZM259 182L258 183H256L257 185L259 184V187L257 188V192H258V189L261 187V184H260ZM263 183V182H262ZM54 184H53V186H54ZM63 184V183H62ZM97 184V183H96ZM104 184H106V183H104ZM120 183H117V185H119ZM132 184V183H131ZM141 184V183H140ZM156 184V185H157ZM174 184H173V186H174ZM205 184H207V183H205ZM204 184V185H205ZM251 184V183H250ZM252 184H253V182H252ZM41 185V184H40ZM46 185H48V184H46ZM58 185V184H57ZM56 185V186H57ZM65 185V184H64ZM84 185V186H83ZM95 185V184H94ZM102 186H103V183L101 184ZM101 185L99 186V184H98V186L99 187H101ZM114 185V184H113ZM116 185V184H115ZM121 185L123 186V185H125L124 184V182L122 181V183H121ZM120 185V186H121ZM139 185V184H138ZM155 185V186H156ZM169 185V184H168ZM193 185V186H194ZM200 185V184H199ZM203 185V186H204ZM232 185V184H231ZM237 185V184H236ZM52 186V185H51ZM98 186H97V188H98ZM109 186H110V184H109ZM112 186V185H111ZM121 186V187H122ZM134 186V185H133ZM148 186H149V183H148ZM151 187H152V183H151V185H150ZM155 186H153V187H155ZM166 186V185H165ZM178 186H179V184H178ZM207 186V185H206ZM219 186V187H220ZM239 186V185H238ZM43 187V186H42ZM47 187V186H46ZM69 187H71L70 185H69ZM69 187H67V188H69ZM124 187V186H123ZM126 187H129V185H127ZM137 187V185H135V188ZM139 187V186H138ZM137 187V188H138ZM157 187V186H156ZM156 187H155V189H156ZM162 187V186H161ZM184 187V186H183ZM186 187V186H185ZM189 187V186H188ZM188 187H187V191H185V193H181L180 191H177V190H175V188L174 187H172V188H170V191L168 192V198H167V200H168V202L170 203V204H172V205H175L176 206V208L178 209V207H179V209L180 208H189V207H192V206H190L191 204H193V206H195V205H197L198 206V202H197V197L193 194V193H191L189 190H188ZM218 187V186H217ZM216 187V188H217ZM233 187V186H232ZM251 187V186H250ZM256 187V186H255ZM41 188V187H40ZM89 188V190L88 191H90V187H88ZM87 188V186H86V189H88ZM93 188H95L96 189V187L94 186H92L91 187V189H93ZM131 188V187H130ZM134 188V189H135ZM140 188V187H139ZM203 188H205V187H203ZM202 188V189H203ZM207 188V187H206ZM225 188V187H224ZM254 188V187H253ZM56 189V188H55ZM54 189V190H55ZM120 189V188H119ZM121 189H123V188H121ZM133 189V188H132ZM141 189H142V186H141ZM143 189H147V188H144V186H143ZM153 189V188H152ZM152 189H149L150 191H153L154 192V190H152ZM161 189H163V188H161ZM177 189V188H176ZM181 189V188H180ZM186 189V188H185ZM210 188H208V189H204V190H209ZM42 190V189H41ZM53 190V191H54ZM77 190H78V192H77ZM100 190V189H99ZM98 190V191H99ZM137 192H138V190H140V189H135ZM164 190V189H163ZM162 190V191H163ZM179 190V189H178ZM228 190V189H227ZM233 190V189H232ZM34 191H36L35 189H34ZM46 191V190H45ZM87 191V192H88ZM98 191H94V193H96V192H98ZM123 191V190H122ZM140 191H142V190H140ZM144 191V190H143ZM142 191V192H143ZM147 191V190H146ZM146 191H145V193H143V194H146ZM150 191H149V193H150ZM158 191V190H157ZM199 191V190H198ZM201 191V190H200ZM234 191V190H233ZM38 192V191H37ZM41 192H43V191H39V194L41 193ZM85 192H86V190H85ZM91 192H92V190H91ZM127 192V191H126ZM128 192H129V190H128ZM127 192V193H128ZM131 192V195H133L132 193V191H130ZM135 192V191H134ZM142 192H141V194H142ZM148 192V191H147ZM201 192H203L204 194H205V191H201ZM248 192V191H247ZM250 192V191H249ZM256 192V193H257ZM260 192H261V189H260ZM33 193V192H32ZM93 193V194H94ZM101 193V192H100ZM123 193V192H122ZM139 193V192H138ZM155 193V192H154ZM167 193V192H166ZM202 193V194H203ZM207 193H209V192H207ZM217 193V192H216ZM222 193V192H221ZM225 193V192H224ZM233 193H235V192H233ZM253 193V192H252ZM262 193V192H261ZM27 194V193H26ZM82 193H80V195H81ZM88 194H89V192H88ZM124 194H126V193H124ZM141 194H140V197H141ZM143 194H142V196H143ZM151 194V193H150ZM203 194V195H204ZM238 194V193H237ZM257 194H259V193H257ZM92 195V194H91ZM148 195V194H147ZM154 195H156V193L154 194ZM158 195H159V193L157 194V197H158ZM161 195V194H160ZM207 195V194H206ZM209 196H210V194H208ZM220 195V194H219ZM219 195H218V197H219ZM239 195H242V194H239ZM245 195V194H244ZM260 195H262V194H260ZM38 196V195H37ZM137 196H138V194H137ZM163 196H164V194H163ZM163 196L161 197V198H163ZM208 196V197H209ZM216 197L215 198H217V195H215ZM223 197L224 196V194H221L220 195V197ZM235 196V195H234ZM245 196H247V195H245ZM255 196H258V195H255ZM35 198H36V196H34ZM136 197V196H135ZM148 197H150V195H148ZM207 197V198H208ZM221 197V198H222ZM225 197V196H224ZM249 197V196H248ZM254 197V196H253ZM259 197H261V196H259ZM0 198H1V195H0ZM39 198V197H38ZM86 198V197H85ZM93 198H95V197H93ZM138 198V197H137ZM142 198V197H141ZM143 198H145V196H143ZM160 198V199H161ZM164 198H166V197H164ZM164 198H163V200H164ZM240 198V197H239ZM238 198V199H239ZM250 198V197H249ZM3 199V198H2ZM21 199V198H20ZM19 199V200H20ZM23 199V198H22ZM21 199V200H22ZM149 199V198H148ZM148 199H147V197H146V200L148 201ZM199 200L198 201H200V197L198 198ZM209 199V201H210V198H208ZM236 199V198H235ZM263 198H261V200H262ZM4 200H5V198H4ZM136 200V199H135ZM145 200V199H144ZM162 200V199H161ZM162 200V201H163ZM166 200V201H167ZM204 199L202 198V200L201 201H203ZM208 201V202H209ZM231 198H230V203H231ZM253 201V200H252ZM257 201V200H256ZM2 202V201H1ZM4 202V201H3ZM6 202V201H5ZM7 202H8V200H7ZM6 202V203H7ZM33 202V203H32ZM90 202V201H89ZM92 202H94V201H92ZM134 202V200H132V203ZM136 202H137V200H136ZM139 202V201H138ZM143 202V201H142ZM149 202V201H148ZM148 202H146V206H147V203ZM204 202V201H203ZM202 202V203H203ZM214 202V201H213ZM212 202V203H213ZM224 202V201H223ZM234 202V201H233ZM250 202V201H249ZM255 202V201H254ZM5 203V204H6ZM132 203H129L130 205L129 206H131L132 205ZM150 203V202H149ZM211 203V202H210ZM220 203V202H219ZM234 203H236V202H234ZM259 203H260V201H259ZM263 203H264V201H263ZM1 204V203H0ZM4 204V205H5ZM92 204V203H91ZM134 204V203H133ZM138 204V203H137ZM137 204H135V205H137ZM143 203H141V205H142ZM163 204V203H162ZM224 204H226L227 205V203L226 202H224ZM238 205H239V208L241 209L242 208V210H236L237 212H236V214L237 215H235L236 216V218H238L239 219V223H238V226H237V230H236V232H235V236H237L238 235V232L242 229V228H244V226H246V224H245V222L247 223V225H248V222L245 220V218H246V215H249V214H246V212L248 211L247 209H248V203H247V201L246 202H244V204L243 205H241V207H240V204H239V200H238V203H237ZM3 205V206H4ZM128 205V204H127ZM127 205H125V207L127 206ZM151 205L152 204H150V207H151ZM161 205V204H160ZM168 205V204H167ZM172 205L170 206V208L172 207ZM201 205V204H200ZM210 205H212V204H210ZM214 205V204H213ZM235 205V204H234ZM261 205V204H260ZM262 205H264V204H262ZM261 205V206H262ZM1 206H2V204H1ZM7 206H9L8 204H7ZM10 206H11V204H10ZM88 206V205H87ZM155 206V205H154ZM189 206V207H188ZM203 206V205H202ZM207 206H209V205H207ZM207 206H206V209H207ZM229 207H231V204L230 205H228ZM227 206V207H228ZM246 206V207H245ZM251 206L253 207V204L251 203ZM89 207V206H88ZM145 207V206H144ZM163 207V206H162ZM164 207H166L165 205H164ZM218 207V206H217ZM221 207V206H220ZM226 207V208H227ZM228 207V208H229ZM252 207H250V208H252ZM126 208H128V206L126 207ZM126 208H124V209H126ZM130 208V207H129ZM128 208V209H129ZM132 208V207H131ZM130 208V209H131ZM169 208V207H168ZM166 208L167 210H164L163 209V212H161L160 211V213H157V212H155L154 213V216H152V218L155 220L154 221V223H153V225L151 224V223H149L148 221H146V223H149V225H147V224H144V225H147V227L145 226V228H147V232H148V226L149 227H156L157 226V224H158V222H159V224H161L160 223V221H158L159 219H163L164 221H165V236H166V241L164 240V238L162 239L164 242H165V244H167V240H170V242H176V241H178L179 240V242H180V233H181V229H180V226L178 225V226H174L175 228L176 227H178L177 228V230H178V233L177 232H172L173 231V226H172V221H171V219L172 218H175V216H176V210L174 209V207L173 208ZM194 207H192L191 208V211L192 212H195L194 210H192ZM202 208V207H201ZM214 208H216V206L214 207ZM225 208V209H226ZM232 208V207H231ZM230 208V209H231ZM133 209H136V206H135V208H132V210ZM139 209V208H138ZM142 209H143V207H142ZM150 209V208H149ZM152 209H153V207H151V211H152ZM155 209V208H154ZM153 209V210H154ZM162 209V208H161ZM178 209V210H179ZM197 209V208H196ZM199 210H200V206H199V208H198ZM204 209V208H203ZM211 209V211H213L212 210V207L210 208ZM225 209H224V211H225ZM234 209V208H233ZM256 209V208H255ZM254 209V210H255ZM92 210V209H91ZM144 210V209H143ZM147 210V209H146ZM156 210V209H155ZM186 209H184V211H185ZM219 209H216V212H218V214H220V212L218 211ZM250 210H252V209H250ZM257 210V209H256ZM263 210V209H262ZM126 211V210H125ZM124 210H123V212H125ZM128 211V210H127ZM133 211H135V210H133ZM139 211V210H138ZM140 211H141V209H140ZM148 211V210H147ZM182 211V210H181ZM206 211V210H205ZM207 211H209V210H207ZM232 211V210H231ZM253 211V210H252ZM260 211V210H259ZM259 211H257V212H259ZM118 212V211H117ZM129 212V211H128ZM127 212V213H128ZM143 211H141L140 213H142ZM149 212V211H148ZM148 212H147V214H148ZM187 211H185V213H186ZM214 212H215V210H214ZM233 212V211H232ZM256 212V213H257ZM116 213V212H115ZM120 213V212H119ZM131 214H132V211L130 212ZM135 213H136V211H135ZM144 214H145V210H144V212H143ZM152 213V212H151ZM150 213V214H151ZM184 213V214H185ZM225 213H227V211H225ZM264 213V212H263ZM93 214V213H92ZM91 214V215H92ZM121 214V213H120ZM153 214V213H152ZM151 214V215H152ZM182 214V213H181ZM191 214H193L194 215V213H191ZM200 214H201V212H200ZM259 214H261V213H259ZM21 215V214H20ZM19 215V216H20ZM113 214H111V216H112ZM118 215V214H117ZM126 215V214H125ZM125 215H122V216H125ZM128 216L130 215V214H127ZM133 215H135L134 213H133ZM138 215V214H137ZM136 215V216H137ZM140 215V214H139ZM143 215V214H142ZM179 216H180V214H178ZM177 215V216H178ZM207 215H210V214H207ZM212 215V214H211ZM211 215H210V218H211ZM258 215V214H257ZM18 216V215H17ZM93 216V218H94V215H92ZM145 216V219H147L146 218V216H148V215H144ZM192 216V215H191ZM195 216L196 215H194V218H195ZM205 216V215H204ZM219 216V215H218ZM20 217H23V216H20ZM106 218H107V216H106ZM108 218H110V216H108ZM114 218H115V215H114ZM119 218H121V215L119 216ZM133 218H134V216H133ZM140 218H141V216H140ZM139 218V219H140ZM142 218H143V216H142ZM141 218V219H142ZM149 218H150V215H149ZM167 218V219H166ZM182 218V216H180V218L179 219H181ZM198 218H199V216H198ZM200 218H201V216H200ZM206 218H207V216H206ZM221 218H222V216H221ZM251 218V216L249 215V219ZM253 218H254V215H253ZM253 218L252 219H250V220H253ZM260 218H261V216H260ZM23 219V218H22ZM99 219H100V216H99ZM116 219H117V216H116ZM212 219V218H211ZM229 219H232L231 218V216H230V218ZM228 219V220H229ZM235 219V218H234ZM248 219V218H247ZM255 219V218H254ZM112 220H114V219H112ZM132 220V219H131ZM136 220H137V218H136ZM184 220V219H183ZM206 220V219H205ZM223 220V219H222ZM96 221H99L100 222V220H95V222ZM111 220H109V223H111L110 222ZM115 221H117V220H115ZM119 221V220H118ZM127 221H128V219H127ZM130 221V220H129ZM139 221L140 220H138V223H139ZM142 221V220H141ZM185 221V220H184ZM199 221V220H198ZM208 222H209V220H207ZM213 221V220H212ZM214 221H215V219H214ZM231 222L232 221H234V220H230ZM87 222V223H86ZM120 222V221H119ZM122 222V221H121ZM161 222H163V221H161ZM182 222V221H181ZM189 222V221H188ZM193 222V221H192ZM191 222V223H192ZM210 222H211V220H210ZM218 222V221H217ZM125 223V222H124ZM129 223V222H128ZM179 223V222H178ZM202 223V228H203V223L204 222H201ZM228 223V222H227ZM264 223V222H263ZM132 224V223H131ZM135 224V223H134ZM181 224H183V223H181ZM209 224V223H208ZM216 224H218V223H216ZM225 224V223H224ZM232 224V223H231ZM251 224V225H250ZM249 225H250V227L252 226V222L250 223ZM256 224V223H255ZM96 225H98V224H96ZM164 224H161L160 225V227L161 226H163ZM187 225V224H186ZM223 225V224H222ZM222 225H221V228L224 230V228L222 227ZM236 225V224H235ZM115 224H114V227L113 228H115ZM120 226V225H119ZM125 226V225H124ZM131 226V225H130ZM139 226V225H138ZM188 226H191L192 227V225H188ZM194 226V225H193ZM201 226V225H200ZM211 226V225H210ZM232 226V225H231ZM255 226V225H254ZM109 227H110V225H109ZM117 227V226H116ZM129 227V226H128ZM143 227V226H142ZM187 227V226H186ZM198 227H199V225H198ZM205 227V226H204ZM259 227V226H258ZM264 227V226H263ZM157 228V227H156ZM174 228V229H175ZM200 229H201V227H199ZM199 228H195V229H199ZM207 228V227H206ZM205 228V229H206ZM212 229H214L213 227H211ZM228 228H230V224H229V227H227V229ZM233 228V227H232ZM261 228V227H260ZM259 228V229H260ZM123 229V228H122ZM187 229V228H186ZM195 229H193V230H195ZM204 229V230H205ZM211 229V230H212ZM226 229V228H225ZM236 229V228H235ZM252 229V228H251ZM253 229H254V227H253ZM114 230V229H113ZM135 230V229H134ZM144 230V229H143ZM184 230V229H183ZM203 230V231H204ZM207 230V229H206ZM210 230V229H209ZM262 230V229H261ZM117 231H119V230H117ZM121 231V230H120ZM146 231V230H145ZM154 231H155V228H154ZM159 232H160V230H158ZM161 231H164V229H162ZM187 231H190V230H188L187 229ZM196 231V230H195ZM232 231V230H231ZM230 231V232H231ZM242 231V230H241ZM251 231V230H250ZM258 231H260V230H258ZM27 232V231H26ZM28 232H27V234H28ZM199 231H197V233H198ZM208 232V231H207ZM213 232V231H212ZM245 232V231H244ZM243 232V233H244ZM247 232V231H246ZM255 232V231H254ZM253 232V233H254ZM264 232V231H263ZM131 233V232H130ZM146 233V232H145ZM155 233H157V230H156V232ZM155 233H154V235H155ZM163 233V234H164ZM183 233V232H182ZM181 233V234H182ZM190 233V232H189ZM248 233V232H247ZM256 233H258V232H255V234ZM261 233V232H260ZM125 235L127 234V233H124ZM144 234V233H143ZM191 234V233H190ZM199 234H201V233H199ZM211 234V233H210ZM224 234V233H223ZM227 234V233H226ZM232 234V233H231ZM60 234H58V236H59ZM107 235H109V233L107 234ZM157 235L158 234H156V236L154 237L153 236V239L154 238H157ZM227 235H229V234H227ZM234 235V234H233ZM251 235V234H250ZM258 235V234H257ZM262 235H263V233H262ZM115 236V235H114ZM193 236V235H192ZM205 236V235H204ZM206 236H207V234H206ZM235 236H233V237H235ZM245 236V235H244ZM243 236V237H244ZM249 236V235H248ZM256 236V235H255ZM56 237V236H55ZM146 237V236H145ZM144 237V238H145ZM162 237H164V235L162 236ZM161 237V238H162ZM196 237V236H195ZM203 237V236H202ZM217 237V236H216ZM228 237V236H227ZM120 238V237H119ZM126 238V237H125ZM135 238H137V237H135ZM149 238V237H148ZM186 238H189V237H186ZM193 238H194V236H193ZM218 238V237H217ZM232 238V237H231ZM237 238V237H236ZM235 238V239H236ZM251 238H252V236H251ZM153 239H151L152 241H153ZM176 239V240H175ZM203 239V238H202ZM202 239H201V243H202ZM206 239V238H205ZM220 239H222V238H220ZM219 239V240H220ZM246 240L248 239V238H245ZM253 239V238H252ZM122 240V239H121ZM146 240V239H145ZM155 240V239H154ZM174 240V241H173ZM182 240V239H181ZM233 240V239H232ZM61 241V240H60ZM125 241V240H124ZM162 241V242H163ZM189 241V240H188ZM194 241V240H193ZM227 241H228V239H227ZM248 241V240H247ZM253 241V240H252ZM258 241H260V240H258ZM262 241V240H261ZM118 242V241H117ZM128 242V241H127ZM155 242H157V241H155ZM162 242H158V243H156V244H158V247H159V249H157V251H160V252H164L168 257H170L171 259H172V262H173V264H181V263H183V264H193L191 261L192 260H188L189 259V256H190V254H192V249H178L179 247H177L176 245L174 246V249H164V243H162ZM178 242V243H179ZM185 242V241H184ZM190 242H191V238H190ZM196 242V240L194 241V242H192V244H194ZM208 242V241H207ZM215 242H217V241H215ZM186 243V242H185ZM184 243V244H185ZM188 243V242H187ZM244 243H246V242H244ZM259 243V242H258ZM114 244V243H113ZM153 244H155V243H153ZM156 244H155V246H156ZM175 244H177V242L175 243ZM198 245V242L197 243H195V245ZM215 244V243H214ZM220 244V243H219ZM225 244H226V242H225ZM242 244V243H241ZM75 245V246H74ZM116 245V244H115ZM123 245H125V244H123ZM180 245V244H179ZM178 245V246H179ZM197 245H196V247H197ZM201 245V244H200ZM250 245V244H249ZM199 246V245H198ZM220 246V245H219ZM251 246V245H250ZM256 246H258V245H256ZM117 247V246H116ZM120 247V246H119ZM154 247V246H153ZM153 247H152V249H153ZM157 247V246H156ZM175 247H177V248H175ZM181 247H183V246H181ZM202 247V246H201ZM200 246H199V248H201ZM224 247V246H223ZM112 248V247H111ZM149 248H150V246H149ZM184 248V247H183ZM199 248H197V249H199ZM227 248V247H226ZM236 248V247H235ZM118 249V248H117ZM120 249V248H119ZM118 249V250H119ZM255 249V248H254ZM79 250V249H78ZM89 250V249H88ZM195 250V249H194ZM223 250V249H222ZM227 250V249H226ZM248 250V249H247ZM81 251V250H80ZM113 251V250H112ZM156 251V252H157ZM191 251V252H190ZM201 251V250H200ZM202 251H204V249H202ZM243 251V250H242ZM251 251H253L254 252V250L252 249ZM251 251H249V252H251ZM73 252H75V251H73ZM87 252V251H86ZM119 252V251H118ZM174 252L176 253H178V255L177 256H174ZM195 252V251H194ZM213 252V251H212ZM222 252V251H221ZM238 252H240V251H238ZM78 252H76V254H77ZM92 253V252H91ZM94 253V254H95ZM159 253V252H158ZM157 253V254H158ZM186 253H189V254H187L186 255ZM205 253H207V252H205ZM204 253V254H205ZM235 253V252H234ZM233 253V254H234ZM243 253H244V251H243ZM69 254H70V252H69ZM156 254V253H155ZM236 254V253H235ZM79 255V254H78ZM145 255V254H144ZM165 255V256H166ZM214 255V254H213ZM241 254H239V256H240ZM251 255V254H250ZM163 256V255H162ZM203 256V255H202ZM205 256V255H204ZM218 255H216L215 257H217ZM233 256H235V255H233ZM80 257V256H79ZM143 257V256H142ZM164 257V256H163ZM168 257H167V259H168ZM228 257V256H227ZM81 258V257H80ZM165 258V257H164ZM200 258V257H199ZM244 258V257H243ZM125 259V258H124ZM123 259V260H124ZM150 259H152V258H150ZM218 259V258H217ZM229 259V258H228ZM230 259H231V257H230ZM235 259V258H234ZM67 260V259H66ZM83 260V259H82ZM99 260V259H98ZM122 260V259H121ZM185 260H187V262H185ZM196 259H194V261H195ZM198 260V259H197ZM211 260V259H210ZM213 260V259H212ZM226 260V259H225ZM68 261V260H67ZM193 261V262H194ZM201 261H202V258H201ZM233 261V260H232ZM103 262V261H102ZM224 262V261H223ZM226 262V261H225ZM237 262V261H236ZM68 263H72L71 261H69ZM29 264H30V262H29ZM127 264H129V263H127ZM218 264V263H217ZM239 264H243V263H239Z\"/></svg>",
	"mask_w": 264,
	"mask_h": 264
}]
</instances>
